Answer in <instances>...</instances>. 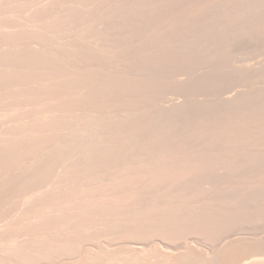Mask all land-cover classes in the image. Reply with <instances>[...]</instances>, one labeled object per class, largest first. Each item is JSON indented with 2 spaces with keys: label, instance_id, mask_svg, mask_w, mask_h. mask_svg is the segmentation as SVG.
Masks as SVG:
<instances>
[{
  "label": "rangeland",
  "instance_id": "rangeland-1",
  "mask_svg": "<svg viewBox=\"0 0 264 264\" xmlns=\"http://www.w3.org/2000/svg\"><path fill=\"white\" fill-rule=\"evenodd\" d=\"M38 1L34 0V2H33V0H22V1H19V0H16V1L15 0H0V9H1V11H0V27H1L0 28V35L3 33L1 36L4 37L8 33L7 36H5L3 40L0 39V45L5 42L4 40H7V39H9V40H7L8 42L6 41L7 44L9 42H11V43H9L10 45H7L5 42V44H2L3 45L2 47L0 46V58H1L0 65L2 64L0 66L2 68V70L0 69V71L4 74L3 75L1 73L2 75L0 76V82H3V80H5V81L8 80L7 79L8 77H10V79H12L13 73L15 74L17 72V70H18L17 73H19V76L17 74H15L17 76L14 75L15 76V77H13V79L15 78L14 81H12L13 79L9 80V81H11L10 83H11V85L13 84V86L10 87V84L8 83L9 84L8 85L6 83L9 81H6V82L4 81L3 82L4 84L0 83L1 85H3L2 87H4V85L5 86L7 85L6 88H3L4 91L2 90V87L0 85V87H1L0 88L1 89L0 98H2V96H3V95H1V93L4 95L6 93L5 96H7L6 97V98H8L7 100H11V102L13 101V104H11L10 101H9V103H7L8 102L7 100H4L2 98L4 100V101H2V99H0V102L1 103L3 102V104L7 101L6 102L8 104L7 106L10 107V108H8V107H6V105L3 106L2 104H0V107H1L0 108V114H2V116L0 115L2 117L0 119V123H1L0 124V129H1L0 134H3L4 132H8L9 131L8 128L11 129V126L13 128L10 130L11 132H13V131L15 132V130L19 126L21 127V128L19 127L20 130H22V127H25V128H23L24 131L26 128L29 129V127L32 130L31 131V130L26 129L25 136L26 135H28L29 137L31 136L30 138H28L29 139L28 142L25 141V140H28L27 138H24L23 136L20 137L21 139L22 138L25 139L23 141H25L27 144H24L25 142H22V140H20V139L19 140L21 142L18 141V139L16 140V142H14L15 145L18 147L20 146V145H18L19 143H23L22 145L26 146V149L21 145L19 148L17 147L18 148L16 150L17 152L14 153L16 146L11 145L12 150H13V151H11V154L13 152L15 155H17V156L19 155L20 159H22L21 155H23V157L25 158L24 160H26L27 159L26 157L29 156V154L31 153L29 156L30 158L28 157V159L29 160L31 159V160L28 161V159H27L28 162H25L22 159L25 163V164L24 163L22 164L23 161L22 160H21L22 162L19 161L20 160V159H18L19 156L16 160H14L16 158V157L15 158L13 157L14 154L9 155L11 158L13 157V159H11L10 157H9L10 158L9 159L7 156L6 159L8 158L9 160L8 159H7V161L5 159L4 160L2 159V160L6 161L5 163H8L7 165L10 164V167L21 166V167H19V169L21 168L22 171H23V169L25 170L29 167L27 170H25L26 172L24 171L25 173L30 172V174H31V172H34L37 169H38V171H40L41 168H42L41 169L42 171H40V172L43 173L42 174L38 171L36 173L34 172L35 174L32 177L30 174H29L30 175L29 176L28 174L25 175L24 172H21V174L23 173V176L24 175L25 176L23 178L19 174L20 176L18 175V177H21L20 181L22 178L26 179L28 177H32L30 179H34L35 175H38L40 173L41 174L39 176V177H41L40 179L38 176H37L38 178L35 177L37 184H38L37 187L40 189H42L43 186L49 187L50 182L52 181L53 178L59 179V171H61V169L57 170L58 169L57 167L62 168L64 166V164L67 163L65 165V167L62 168L63 172H60V180L55 179L57 182V185H56V182L54 179L52 181L54 183L53 185L51 182V185L53 186L51 188H53V189L55 188L53 191V194L54 193L56 194L59 191H61V189H63V187H64L65 192L68 191L67 190V188H68V182H67L68 175H67V178H66V176L65 177L62 176V174L65 175V173H67V172L64 173V170L65 171L66 170L72 171V169H73V171H74V169L76 170L77 165H75V164H79L78 167L81 166L80 163H82L81 162L82 160L84 161V164L82 163L83 167L82 166L81 167L85 168L84 172H86V174L88 175V172L90 173V171H88V170H90V166H91V164H93V162H94V165H97V164H101V165L103 164L104 165L106 163L104 165V166H106L105 169H107V167H109V168L113 167V165H111V167L107 166V165L114 164V161H116L115 165H119V166L122 165L123 166L126 163L125 166H127V164L130 162L129 163L130 166L129 165L128 166L129 167H131V166L135 167V166H138L137 163H139V160H140V162L145 163L146 165L148 162V166L149 165L152 166V164H153V166H156V164H158L156 167L162 168L165 166L167 168V164H165L166 160H167V163L169 164L168 167H170V165L172 164L173 167L176 168V166H178V164L181 162V160L184 159L182 161L185 163L182 162L183 164L182 163L179 164V166L176 168L177 170L175 172L178 173V171L180 170L179 168L181 167V170L179 171V173L183 172V174H186V175L182 174V176L180 177L179 173H178L179 176H178V174H174L177 177L172 175L173 177H170L169 180L166 179L165 183H161V182L159 183L158 181L154 182L155 180L153 181V179H150V178L149 179L152 181L149 182V180H147L148 177H146L144 179L141 178V179H143L141 181L142 185H144L145 179L147 182V183L145 182L146 185L148 184V186H150L152 183V185H151L152 187L150 186V188H149L147 186L146 187L147 189L145 188L144 191H141L142 193H144L148 190L147 191L148 193H145V195H144L140 192L142 194V196L146 197V195L148 194L147 196H149L150 198L152 196L153 199L154 198L159 199V197H161L160 196V194H161L162 197L166 196L165 198L163 197L164 200H166V201L167 200L168 201L174 200L175 201V199L176 200L178 199L177 202L181 201V200L183 201V199L184 200L187 199V200L191 201V202L188 201L189 203H185L187 205L190 204L189 206L193 205L191 203H192V200L195 198V200H197V202H198L197 204L198 205L200 204V206L197 205V206H192V207H198L197 209L202 210V213H204L206 210L205 209L206 206L204 207L205 204H203V205H201V204L204 203V201H205L206 205L209 202H211L212 199H210L211 198L210 195L212 193H210V191L213 192V187H214V192L216 189V191L218 193L219 189L221 190V188H222L224 192H222V190H221L220 191L221 194L218 193V195L219 194L220 195H224V194L226 195V193H227V194H230L229 197L225 198V195H224V197L223 196H217L218 197L217 199H216V197H214V198L219 203H221L220 201H222L221 204H223L225 209L228 208L226 206L231 207V208L229 207L230 210L233 211L231 213H235V214H231V216L233 215V218H236L235 219L236 222L232 218L231 222H228V224L230 225V223L234 222L232 224L233 226H231V227H233L235 229L238 227V229H237L238 231L232 229L230 226L225 227V229L223 228V231L225 230L227 233V231L232 230L236 234H239L241 230H242L241 233H243L246 230L245 232H247V231L250 232V233L247 232V234H249V235L253 234L252 236H255L258 234L259 236H261V235L264 236V186H263L264 184H262V183H264V181H263V179H264V0H118V1L117 0H115V1L114 0H112V1L108 0L110 3H108L107 0H105V2H104V0H101V1L100 0L99 1L98 0H91V1L90 0H88V1L87 0H84V1L83 0H78V1L77 0H69V2H67L68 0H55V1L54 0H42L40 2H38ZM119 1H121V3ZM35 2L38 4H35ZM85 2H86V4H85ZM92 2H95V3L92 4ZM5 3L8 4L9 6H7ZM23 3H25V4H23ZM57 3H59V4L62 3L63 5L62 4L59 5ZM116 3L118 4V6ZM105 4H107V5H105ZM4 5H6V6H4ZM56 5H57V7H56ZM89 5H91V6L87 7ZM16 6H18V7H16ZM114 6L116 9L114 8ZM54 7H56V8H54ZM76 7H77V9H76ZM100 8H102L103 10ZM106 8H107V10H106ZM18 9L22 13L19 12ZM28 9H29V11H28ZM49 9H50V11H49ZM62 9L65 11H63ZM70 9H71V11H70ZM15 10L18 13L15 12ZM44 10L46 12H44ZM57 10H59V11H57ZM66 10H67V12H66ZM8 11H9V13H7ZM32 11H33V13H32ZM37 11H40V12H37ZM41 11H43L42 12L43 15H45L46 13H47V15L43 16L41 14ZM88 13H90V14H88ZM28 14L30 15L31 19H32L34 14H35L34 17L38 16L37 19L35 18L37 22L33 21L34 18L31 21ZM16 15H18V16L16 17ZM3 16H5V17H3ZM42 16H43V18H42ZM75 16L77 18H75ZM92 16H94V17H92ZM95 16H96V18H95ZM21 17H22V19H21ZM71 17H73V19ZM1 19H3V20H1ZM19 19H21V20H19ZM23 19H25L24 20L25 22L22 21ZM26 19H27V21H26ZM43 19H45L46 21ZM77 19H78V21H76ZM10 20H13V21H10ZM7 21L9 22V27L7 25L8 24ZM28 21H30L32 24L30 22L28 23ZM40 21H41V24L43 22L42 25H37L40 28L37 27L36 25H34L36 23L39 24ZM92 21H94V22H92ZM3 22H5V23L3 24ZM14 22H15V24H14ZM51 22H52V24H51ZM76 22H78V23H76ZM79 22H80V24H79ZM91 22H92V24H91ZM60 23H61V25H59ZM62 23H63V25H62ZM82 23H84L82 25L83 27H84L85 23L92 26V27H86V25H85L86 28H91V29H87V33L89 31V33H88L89 35L86 34L88 36V38H90V39L86 40L87 36L84 33L86 31V29L83 30V28L80 26ZM1 24H3V26L5 28ZM29 24H30V26H29ZM49 24H50V26H49ZM10 25L12 26V29H10L11 28ZM26 25L31 27L30 30L28 29L29 27H27ZM33 25L36 26L37 28L36 27L34 28ZM23 26H25L24 27L25 29L22 28ZM41 26H43V29L46 28L48 30H46V29L43 30ZM47 26L49 28H47ZM75 26H77L78 28ZM13 27L15 29H13ZM17 27H19L20 29ZM62 27H64V28H62ZM73 27L75 28L76 32H75ZM32 28L34 31L36 29H39V30H36L34 32L32 30ZM79 28L82 29L84 37L82 36L81 30H80L81 34L79 33L80 32L78 30ZM59 29H61V30L59 31ZM9 30L11 31V34H12L11 36H13V34L16 35L15 37L14 36L10 37L13 40L9 38V33H10ZM24 30H26V31H24ZM68 30H70L69 32H71V33H69ZM27 31L30 33H26ZM37 31H39L38 34H37ZM49 31H50V33H49ZM54 31H56V32H54ZM24 32H25V34H24ZM40 32H42V34H41L42 36L39 35ZM63 32H64V34H63ZM66 32H67V35H66ZM72 32H73V34H72ZM34 33H36L39 36H36V34H34ZM17 34H18V37H17ZM22 34L23 35L28 34L29 35L28 39H26L27 38L26 36L22 37L23 36ZM32 34H34V35H32ZM46 35L49 37V39ZM52 35H53V37H52ZM65 35H66V38H65ZM80 35L82 36V38H85L86 42L82 41L84 39H82L80 37ZM1 36H0V38H3ZM19 36H21L22 38ZM6 37H8V38L6 39ZM16 37L19 38V41L16 40ZM35 37H37V39H38V37H40L39 38L40 41L36 42V44H40V42H41L43 45H46L47 50L43 49V48H45V46L44 47L41 46L42 44L35 46V40H37ZM77 37H80V40ZM14 39L16 40V42H15L16 44L14 43L16 46H13L14 45L13 41H15ZM1 40L4 42H2ZM10 40H12V41H10ZM25 40H28V41L30 40V42H32V43H30V42L28 43V41H25ZM78 40L85 43V44L79 42ZM88 40L89 41L91 40V41L89 42ZM23 41L29 47H27L26 44L24 45ZM44 41L46 42L45 44H44ZM20 42L23 44V45L21 44V46H23L24 49L20 48ZM88 42H89V44L87 45L86 43H88ZM49 43H51V44H49ZM17 44H19L18 49L15 48V47H17ZM95 44H97V45H95ZM80 45H84V46H82V48L85 47V45H86V48H87V49H85L86 51L84 49L81 50ZM89 45L91 48L87 47ZM4 46H6V47H4ZM30 46L33 48H31ZM47 46H48V48H47ZM26 47L29 48L28 49L29 51L25 52ZM10 48L14 49V50L17 49V52H15L14 50H9V52L12 51L11 53L8 52L9 55L14 52L15 53V54L13 53L14 56H13V54L10 56L8 54H5V53H7L6 52L7 49H10ZM38 48H40V49H38ZM50 48L51 49L57 48V50H56V52L58 51L57 54L59 53L61 55V58L58 59L60 57V55L58 56V55H56V53H52L53 56L56 57V59H54L53 62L59 64V60L61 63V61L64 59L62 61V62H64V64H62V63L59 64L60 68L58 65H55V63L52 64V59L54 57H51L52 56L51 52H55V49L53 51H50ZM77 48H79L78 50L79 51L81 50V51L79 52L77 50ZM35 49L38 50V52H36ZM18 50L20 51V53L18 52ZM22 50H24V51H22ZM40 50H42V51L45 50V51H43V53H42ZM30 51H33L36 53L33 54V52L31 53ZM39 51H40V53H39ZM46 51L47 52L49 51V52L47 53ZM82 51H83V53H82ZM93 51H94V53H93ZM45 52L47 53V57H46V55L44 56ZM78 52H79V54H78ZM17 53H19V54L23 53L22 54L23 56L25 53H27V54L31 53L32 56L34 55L33 57L30 55L32 57L31 59H33L35 57V54H37V57H39V58L44 56V58H43L44 61L42 62V59H41V62H40V60L38 58H36L37 60L34 58L35 63H33V65H32V61L30 60L29 55L26 54L27 56L25 55L24 57L25 58L27 57V58L25 59L24 57H22V55L18 54V56H16ZM38 53H39V55H38ZM84 54L86 56H84ZM6 55L9 56V57H7L8 60H9V58L11 59V57H13L12 60H10L11 62H7V60L5 59ZM49 55H50V57L48 58ZM93 55H94V57H93ZM15 56L17 57V60L14 59V58H16ZM20 56L24 59L25 62L24 61L23 62L25 64L30 63V61H31V63L28 64L29 66L31 65L30 67L29 66L24 67V68H27V70L23 69V68H20L21 70L23 69L22 71L19 70L18 66L21 65L20 67H23L22 64H24L23 62H21L22 64L20 63V61L22 59V58L20 59ZM50 58H51V63H50ZM85 58H87V60ZM46 60L48 61V63L46 62ZM56 60H58V61H56ZM1 61H3L4 64L1 63ZM13 62H15V63L18 62V63L16 65ZM85 62H87V63H85ZM6 63H9V64L12 63V66L11 65L9 66V64H7V66L5 67ZM35 65H37L39 67L42 65L43 69H42V67H40V69L37 67V72H36V70H34L36 68ZM44 65H46L45 66L46 68H44ZM33 66H35V67L33 68ZM54 66H55V69H53ZM56 66L59 68V70H57V71L59 72L58 76L60 78L57 76L58 79H56L57 78L56 77V75H57L56 74V72H57ZM3 67H5V68H3ZM49 67H51V68L48 70ZM61 67H63V68H61ZM13 68H15V70L17 68L18 69L15 71V70H13ZM29 68H31L30 71L34 70L33 73H31V75L29 72ZM79 68L85 70V73L88 76L90 73H92V77L86 76L88 78V81H89L88 84L89 85L86 84V82L84 81L83 76H82L83 86L85 88V91L82 94H81V92H80V94H78L79 93L78 90H76L77 93H76V91H73L74 89H79L77 87H79V85L81 83L80 81H82V79H79V78L77 79V76H80V78H81V74L78 75L77 73L84 72L82 70L80 71ZM6 69H8V70H6ZM51 69L53 71H55V73L53 72L54 75L51 74L52 73ZM62 69H64V70L62 71ZM40 70H43L46 75H47V73H49L48 71H51V72H50V75L48 77H45L44 76L45 74L43 71H41L42 73L38 72ZM45 70L46 71L48 70V71L46 72ZM19 71H21V73L23 74L22 76H26V75L28 77L31 76V78L29 77V80L33 78V82L31 80L30 81L34 84L28 82V79H26L25 77L22 78ZM60 71H62L63 73L64 72H66V73L63 74ZM11 72H12V75L9 76L8 74H11ZM68 72H70V73L68 74ZM36 73H38V74L40 73L41 75L43 74V76L40 77ZM71 73L74 75L76 74L75 79L73 78L74 75H72ZM5 74H7L8 76L6 75L7 76L6 77ZM33 74L38 75V78L36 75L34 76ZM65 74L69 75L66 78L67 81L65 80V77L67 76V75L65 76ZM51 75H52V77H51ZM53 76L56 77L55 78L56 80L54 79ZM61 76H65V77H63L64 79ZM18 77H20L19 78L20 80L23 79L25 81H23V80L19 81ZM49 77H51L50 80H48ZM70 77L73 79H71ZM45 78H47V79L45 80ZM90 78L91 79L93 78L92 81L90 80ZM37 79H39V80L42 79L41 81L43 82V84H42V82L39 83L40 81L38 80L39 81L38 82ZM51 79L55 80L58 85H59V83L61 84V86L59 85L60 87H58L59 91L57 90V87H56L58 85L54 81L50 82ZM69 79L71 80L72 83L70 82ZM16 80H18V81H16ZM72 80H77V81L79 80V81L75 82ZM44 81L45 82L49 81L50 84H49V82L45 83ZM58 81H59V83H58ZM65 81H66V83L62 84ZM13 82H15V83H13ZM17 82H21V84L17 83ZM24 82L25 83L28 82V84L30 83L29 86L27 84H25L27 86L26 89H28V91L30 93H28V91L25 89L26 86L23 85ZM36 82H37V85H36ZM53 82L55 83V85ZM14 84H16L17 88L14 86ZM45 84H48V85H45ZM73 84H79V85H74L75 86V88H74ZM51 85L55 86V88L51 87ZM62 85H63V88H64V86H66L67 88L66 89L64 88V90H63ZM18 86L20 88L25 89L26 91L23 89H21V91H19L20 89H18ZM30 86H35V87L38 86L40 89H42L44 86H47L48 88L47 87L43 88L45 90V93H46L45 94L44 90H40V92H39L38 88H36L37 89L36 90L35 87H33L34 88L33 89ZM94 86H95V88H93ZM101 86H102V88L100 90ZM12 87H15V89L16 90L18 89V90L15 91V89ZM28 87L30 89L32 88L33 91L30 90ZM49 87H51L53 90H51V88H49ZM68 87H70V88H68ZM71 87H72V90H71ZM7 88H9V89H7ZM60 88H62V89H60ZM10 89H12V90L14 89L15 93H13L12 90H10ZM48 89H49V92L54 91V93H60V95L62 97H63V95L61 93H63V94L65 93L66 95L69 93H70V95H71V93L72 94L74 93L76 95V97L73 94V95H71L70 98H71V100L75 98V100H73V101H75L76 103L73 101L70 102V98H68L70 95L69 96L67 95V98L65 100L64 99L61 100V97H59L60 95L57 96L53 92L52 93L50 92L51 95L53 94V96H55V95L57 96V100H56V96H55V100H53L54 99L53 96H50V94H48L49 93L47 91ZM92 89L98 90L99 93H96L97 91L95 92V90H93V92H92ZM7 90H10L11 94L13 93L12 94L13 96H11L10 92ZM66 90H68V91H66ZM31 91H32V93H31ZM8 92H9V94H8ZM34 92H35V95L33 94ZM94 92H95V94H98V95H93ZM21 93H23L24 95ZM26 93H27V95L25 97ZM36 93L41 94V95H39L40 96L39 98H38V94H36ZM14 94H17V97L18 98L21 97V99L24 96L23 98H25V100H27L28 97H29L28 99H31L32 95H33L34 99L37 96L36 98L39 102L34 100L33 98H32L33 100H28V102L30 101V103L32 105L33 104L35 105V107H36L35 108V107H32L31 104L29 105V103L27 101L24 102L23 99L20 100V99L16 98V96ZM20 95H22V96H20ZM78 95H79V97H78ZM9 96L11 97V99ZM14 96H15V98H13ZM42 96L43 97L46 96V98H43ZM48 96H49L48 99L52 98V100H51L52 104H53V102H55L54 104H56V105L58 103L60 104L59 100H61V102H63V104L61 103L60 106L62 105V107H64L63 106V105H65L64 103H66V105H68L67 103L70 102L69 106L65 105L66 107L62 108L58 104V107L60 109L62 108V112H59L60 111L59 108H57L54 104L51 105L50 100L47 99ZM235 96H237V97H235ZM65 97H63V98H65ZM79 98H82L83 100L79 99ZM227 98L228 99L232 98V100L229 99L230 100L229 101ZM14 99H16V100H14ZM39 99H42L44 101L46 99V101H49L51 106L48 107L49 103L47 104L46 101L44 102V101H41ZM78 100H79L80 104L83 105L82 109H81L82 105H80V107H78L79 106V104H77V103H79V102H77ZM16 101L20 102V103H18V105H17ZM31 101H33V102H31ZM34 101L37 102L36 103L37 105L41 101L40 104H41L42 108H44V109L38 108V106L39 107H41V106L40 105L36 106ZM223 101H224V103H223ZM236 101H238V103ZM14 102H16V103H14ZM26 102L28 104H26ZM23 103H25L27 106ZM42 103L46 104L45 107L47 109H49L48 112L51 111V113H52L55 110V108H57L59 110V111L56 110L57 111L56 114L58 116H56L55 113L54 114L47 113L46 115L45 114L43 115L42 113H46L47 111H46L45 107H43ZM71 103H73L72 108H75L77 106V108H76L77 110H75V109L70 110V111L68 110V107L72 106ZM74 103L76 104L75 107H74ZM173 103L174 104L177 103L176 104L177 106L176 107L173 106L174 105ZM235 103H237V104H235ZM9 104L13 105L14 107H15V105H17V106L21 105V106H23L21 108H23V109L25 108V110L17 108V106L14 109ZM169 104H171V105L173 104L172 105L173 108ZM239 104H241L242 107ZM223 105L224 106L228 105V107L225 106L226 110L224 109V107H222ZM229 105H231V106H229ZM232 105H234V106L237 105L238 107L237 106H236L237 108L234 106L232 107ZM52 106H53V108L51 109ZM162 106H163V108H162ZM168 106L171 107L170 108V110L172 109L171 111L167 109ZM28 107H29V109H28ZM31 107H32V109L35 108V110H33V112H36L39 115L41 114L42 116L41 115L39 116L36 113L31 114V112H29V111H31ZM165 107L169 112L167 110H165ZM2 108H3V110H2ZM72 108H70V109H72ZM240 108H242V109H240ZM5 109H6V111L10 110L12 113H8V112L6 113ZM16 109H18V110L16 111ZM26 109H28L29 111L27 112ZM36 109H38V110H36ZM39 109H40V112H37V111H39ZM78 109H80V110H78ZM227 109H229V110H227ZM1 110L5 111V115H4V112H2ZM13 110H14V113H15V111L18 113L14 114ZM21 110L26 111V113H28L27 115H31L32 118L29 116L28 117H29V120L31 118L32 121H33V118H35L34 114H36V118L34 120L36 121V119L39 120L41 118V120H39L41 124L43 121L45 122V120L47 121V119H51L48 121V122H50L49 124H47L48 122H45L50 127L48 126V128L46 127L47 128L46 129L45 123H44V124H42L44 126V128L42 126V129H41V127H40L41 125L38 121H36V122L30 121L29 122L28 117H26V115H25V112H23ZM230 110H233V112ZM72 111H74V113ZM63 112H67V114H68V112H70V113L68 115L66 114V117L63 118L64 117L63 115H65V113H63ZM20 113H21V115H20ZM22 113H24V114H22ZM71 113H73V114L71 116H69ZM169 113H172V114H169ZM8 114H11V115L13 114L12 117H14V115H17V114L20 115L21 118L18 115L16 116V117H18L17 119H16V117H14V118L16 119V121H18V119L20 118L21 119V120L19 119L20 124L24 122L23 125L21 124L22 125L21 126L20 124H18L19 121L16 123L14 118H13L14 120L12 119V121L14 124H17L18 126L16 125L17 126L16 127L12 122L10 123L9 121L11 120V118H10L11 115H8ZM80 114H81V116H80ZM105 114H109V115H105ZM51 115H53V117ZM7 116H8V119H10V120L7 119ZM48 116H50L52 118H49ZM84 116H86V117L84 118ZM105 116H107V118H108V116H112L113 122L109 121L110 124L108 121L106 122L107 118ZM45 117H46V119L44 120ZM54 117L55 118L60 117L61 119L63 118L64 120H61L60 118H58L56 121H58L60 119L59 120L60 122L58 121V123H55L56 121H55V119H53ZM3 118H6V119L4 120ZM104 118H106V119H104ZM22 119H25V120L22 122ZM26 119H27V123H29V124L33 123L32 124L33 126L29 125V124L26 125L27 124ZM68 119H71V120H68ZM79 119L82 120V122H79ZM53 120L55 121L54 122L55 124L52 122ZM65 120L67 123L65 122ZM225 120H226V122H225ZM3 121H6V123L9 122L10 124L7 123L8 125H6V123H3ZM68 121H69V123H68ZM84 121H85V123H84ZM87 121L89 124L88 123L86 124ZM212 121H214V122L216 121L217 124H220L221 126L220 125L218 126L217 124H215L216 122L211 123ZM220 121L221 122L224 121V122L219 123ZM83 123L85 124L84 125L85 129L87 128V127H85L86 125L87 126L92 125L93 126L91 128L92 131L86 132L88 130H84V128L82 126ZM208 123H211L212 125L208 124ZM35 124H37V126H38L37 129L40 128L39 130H36ZM61 124H62V126H59ZM66 124H69L68 127L66 126ZM107 124H108V126H107ZM206 124L208 126H211V128L210 127L208 128V126ZM9 125H11V126H9ZM24 125H26V126H24ZM63 125H64V127H63ZM106 126H107V128H106ZM215 126H217L216 129H215ZM14 127H16V129ZM52 127H54V129ZM62 127H63V130H62L63 132L61 131ZM80 127L83 129V130L81 129L82 131L79 129ZM219 127H221V128H219ZM49 128H51L52 130H54L57 133L56 136H55L54 131H51ZM59 128H61V129H59ZM206 128L208 130H206ZM213 129H215L214 131L216 133H214ZM219 129H222L223 132ZM33 130L37 131V132H34ZM43 130H45V131H43ZM225 130H226V132H225ZM18 131L19 130L17 129L16 132H18ZM24 131L23 132L19 131V133L22 132L24 135ZM28 131H30V133H28ZM41 131H43V132L41 133ZM58 131L61 134L58 133ZM78 131L79 132L81 131L82 134H80ZM83 131H85V133ZM208 131H210V132L208 133ZM45 132H47V134L44 135L45 137L42 135V137H43V139H42L40 133L43 134ZM52 132H53V135L55 137L52 136V134H51ZM22 133H20V134H22ZM37 133L39 135V138H38ZM48 133H50V135H48ZM87 133H89V135L91 133L93 134V135L91 134L92 136L89 138V140H88ZM30 134H33V135H30ZM78 134H79V136H78ZM85 134H86L87 138L83 137V136H85ZM214 134L215 135L219 134L218 136L217 135L214 136L215 138H217L219 140L212 137ZM46 135H48V137L49 136L50 137L48 138V137H46ZM57 135H58V137H57ZM209 135L210 136L212 135L211 136L212 139ZM36 136L38 139H40L39 142L42 139V141L44 142V143H42V145H41V143L39 144V142H37L39 145L37 143L35 144L33 142L34 140H35V142L38 141ZM51 137H53V138H51ZM78 137L79 138L83 137V139H86L87 142H89L93 139V142L91 141L92 144L90 146L86 147L90 151L84 150V147L82 145L83 143L81 144L83 139H81V140L79 139L80 140V144H79V141H77ZM46 138H47V141H45ZM209 138L212 140L213 143H208V142H211V141H209ZM30 139H31V141L33 140L32 142L35 145L39 146V148H37V146H35V145H32V142H30ZM48 139L50 142H48ZM52 139H53V141H54V139H56V140L54 142H52ZM30 143H31V145H30ZM50 143H52V144L54 143L55 145L53 146ZM219 143L220 144L223 143V144L220 145ZM48 144L51 147L53 146L52 147L53 149H50ZM212 144H214V145H212ZM209 145H211L212 147L210 146L211 147L210 148ZM27 146H28V148L30 147L31 150L34 149L33 151L35 152V157L33 155L34 152H31V150H27L28 149ZM45 146H48V147L45 148ZM216 146L217 147L219 146V148H217ZM22 147H23L24 151L20 150V148H22ZM43 147L45 148V150L43 149ZM56 147H58L59 150L58 149L56 150L55 149ZM214 148L217 150V151H215L217 154L216 157H218L219 159L221 158L220 160L215 158L218 160L217 164L220 162L218 164L219 166L216 169L217 170L216 172L220 171L219 173H222V174L217 173L218 176L214 175L213 179L215 178L216 182L214 184H216V185L212 186L210 184L211 180L209 179L210 178L208 176L209 174L207 173L208 170L205 169V172H204L202 170V168L204 166H206L205 168H208V166H207L208 160L206 158V154H207V151L209 149L214 150ZM40 149H41V151L43 150V152L46 154L50 155L52 153L51 158L48 157L49 155L47 156V158L48 159L54 158V159L53 160H46V158H44L45 160L44 159L42 160L41 154L43 157H45L46 154L42 153L41 151L39 152L38 150H40ZM48 149H50L49 151L51 153L47 152ZM54 149H55V151H54ZM7 150H11V149H7ZM18 150H20V151H18ZM25 150H27V151H25ZM62 150H64V153L61 152ZM71 150H72V152H71ZM75 150H77V151H75ZM81 150L85 151L86 153L81 151ZM92 150H94L95 152ZM97 150H99L103 154H101V153H100L101 155L98 154ZM104 150H107V152L106 151L105 152L107 153V155L111 156L110 158H108L109 156L107 157L105 152H103ZM108 150H109V152H108ZM202 150H204L205 154H204V152H202ZM205 150H207V151H205ZM223 150H224V152H223ZM21 151L23 153L24 152L25 153L22 154ZM29 151H30V153H29ZM53 151L57 154H54ZM56 151H58V152H56ZM68 151H69V153H67ZM78 151L81 152V154L79 152L80 159H79L78 155H76L78 153ZM200 151H201V153H200ZM18 152H19V154H18ZM36 152L37 153L39 152L40 156ZM114 152H115V154H114ZM157 152H158V156L156 155ZM197 152H198V154H197ZM88 153H90V154L88 155ZM93 153L97 156L93 155ZM192 153L196 154L197 157L194 156V154H192ZM219 153H223V154L220 155ZM64 154L66 155V158H68L67 155L69 156V154H70V157H69L70 159L71 158L73 159V156L76 155V158H74V159H76L77 163H76V161H75V163H73L74 159L70 160L68 158L67 160H69L71 163V164H68L69 161L64 159L65 158V156H63ZM72 154H74V155L71 157ZM82 154H84L86 156L88 155V156H90V158L91 157L94 158V156L96 157V159L99 157L100 158L97 160L95 159L96 161L91 158V160L89 162V160L86 158V156H82ZM131 154H132V156H131ZM138 154L139 155L141 154L140 157L142 156V158H144L143 159L144 162H143L142 158L140 159ZM159 154H160V156H162L161 158H160ZM179 154H181L182 156L181 155L179 156ZM200 154L203 156H201V157L199 156V158H198V155H200ZM234 154H236V155L234 156ZM52 155H54V156H52ZM91 155H93V156H91ZM112 155H114V156L118 155L119 160L115 159L118 157L114 158ZM128 155L131 157H129ZM163 155L164 156L167 155L168 157L167 156L163 157ZM241 155H243V156H241ZM61 156H63L64 158ZM101 156L102 157L104 156V160H102L103 158ZM122 156L124 157L123 159L121 158ZM133 156H135V157L133 158ZM146 156L151 160L149 161V159H147ZM152 156H155L158 158H155V157L152 158ZM191 156H192V158H191ZM232 156H234V157H232ZM32 157L34 160L33 163L35 162L34 164L32 163ZM39 157H40V160L37 161V159H39ZM81 157L83 158L82 160H81ZM127 157H129V158H127ZM137 157H139V158L136 159V161H137V163H136L133 160H135V158H137ZM184 157L185 158L190 157V159L186 158L187 159L186 160ZM61 158H63V160H60ZM84 158H85V160H84ZM105 158L110 159L108 161H111V162H108V164H107V162L104 163V161H106ZM125 158L129 161H127ZM197 158H198L199 163L196 160ZM201 158L204 161V164L202 163V165H201V161H202ZM203 158H205V159H203ZM86 159H87V161H86ZM124 159L126 160V162L124 161ZM159 159H161V161ZM163 159H165V160H163ZM174 159H175V161L176 160L177 161L175 162ZM191 159H195L196 161L194 162V160L192 161ZM235 159H236V161H235ZM2 160H1V162H2ZM10 160H14L16 162L13 161L14 164H12V162ZM145 160H147V161H145ZM152 160H154V161H152ZM155 160L158 162H156ZM168 160H170V161H168ZM178 160L180 162H178ZM221 160H224V161H221ZM17 161L19 162V165L18 164L15 165V163H17ZM64 161H65V163H64ZM97 161H98V163H97ZM187 161H188V163H190V165H192V167L188 166L189 164L187 163ZM1 162H0V165H1ZM134 162L136 165L134 164ZM191 162L194 165L199 164L198 167L194 166ZM221 162L224 163L225 165L228 164V166H226V169L224 168L225 167L224 164L220 167V165L222 164ZM5 163H3V164H5ZM20 163H21V165H20ZM26 163H28L27 164L28 167L26 166ZM88 163H91V164H88ZM120 163H122V164H120ZM149 163H151V164H149ZM161 163H162V165H160ZM175 163H176V165H175ZM239 163H240V165H239ZM184 164H188V165H184ZM245 164H246L247 168L250 165L248 169L246 168ZM7 165L5 164V166H7ZM22 165L26 166V168L23 167ZM30 165L37 166V167H33ZM43 165H45L46 167H49V166L50 167L45 169L46 167H42ZM67 165H68V168H70L69 166H71V165H75L76 167L74 168V166H73L72 169L71 168L68 169L66 167ZM84 165L88 166V167H85ZM92 166H91V169L93 168ZM102 166H101V168L97 167V169H99V168L104 169V166L103 167ZM185 166H186V168H185ZM229 166L230 167L232 166L231 167L232 170L230 169ZM31 167H33V170ZM199 167L201 168V171H199L200 170ZM30 168H31V170H30ZM35 168H37V169H35ZM50 168L51 169L54 168V169H52V171H51ZM80 168H77L78 170H76V172L81 171V170L83 171V169H80ZM86 168H88L87 171H86ZM188 168H189V170H187ZM193 168H195V169H193ZM220 168H223V170H221ZM227 168H228V170H227ZM244 168H246V169H244ZM183 169H185L186 171L184 172ZM190 169H192V170H190ZM94 170H95V168H94ZM229 170H230V172L227 173V171H229ZM43 171H45V172L48 171L47 172L48 174L44 175L45 173ZM53 171H55V173L58 172L57 175L54 173L52 174ZM73 171L70 172V174H69V178H71L70 175L72 173V176H73L71 178L72 180L70 179L72 182L68 179L72 185L75 186V184H76L77 187H82V186H84L82 184L90 182V181L84 182L80 178L81 175L79 173L75 174V172H73ZM189 171H191V172H189ZM192 171H194V172L192 173ZM224 171H225V173H224ZM233 171H235L236 174L233 173ZM243 171H245V172H243ZM239 172H240V174H239ZM49 173H51L52 175ZM197 173L198 174L201 173L200 175H203V177L200 176L198 178L199 180L201 178L204 179V180L203 179L200 180L201 181L200 183L202 185L199 184V182H198L199 180L198 181L196 180L197 179L196 176L198 177ZM205 173L207 174V176H205V178H204ZM227 174H229L230 176H228ZM74 175H76V177H74ZM89 175L91 178V176L93 174L90 173ZM187 175H189L188 177L190 180L188 179ZM219 175H222V176L219 177ZM233 175H235L236 177L235 176L233 177ZM46 176H47V178H45ZM52 176H54V177L52 178ZM77 176L81 180L77 179ZM224 176L227 178H225ZM238 176L239 177L241 176V177L239 178ZM185 177H186V179H185ZM193 177L196 180L194 183L192 182V181H194ZM222 177H223L224 181H223ZM260 177H261V179H260ZM61 178H65V179H63L61 181ZM73 178H76L78 181L76 179L74 181ZM176 178L179 180H177ZM234 178H235V180H234ZM237 178L242 179L243 181L242 180L240 181ZM35 179H34V182H35ZM206 179H208V180H206ZM49 180H50V182H49ZM174 180H177L175 182V184L173 183ZM219 180H222L223 183ZM244 180L246 182L245 184L243 183ZM47 181L49 183H47ZM59 181H61V182L65 181L67 183V186L65 185L66 189H65V186L63 185L65 182L62 183V186L60 188L61 183H59ZM76 181L78 184L75 183ZM169 181H171L172 184ZM205 181H207L208 183L207 182L205 183ZM228 181H229V184H230V181H232L230 185L233 186L234 194L232 193L233 191L230 190V189H232L231 188L232 186L228 187L230 185H226L228 183ZM233 181H235V182H233ZM238 181H240L239 185H238ZM82 182H84V183H82ZM157 182H158V185H160V187L163 184L166 185L167 182H169V185H166V187L163 185L162 188H159V186L157 185ZM213 182H214V180H213ZM217 182L218 183L220 182L219 183L220 186H217V184H218ZM224 182H226V183H224ZM39 183H40V185H39ZM79 183L81 184V186H79L80 185ZM130 183H132V182H130ZM135 183L133 182L132 184L134 185ZM188 183H191L192 185H190V184L188 185ZM241 183H243V184H241ZM47 184H49V185H47ZM127 184H128V182H127ZM195 184H198V185L196 186ZM203 184H205V185H203ZM223 184L226 185L225 188L222 187ZM255 184H257V185H255ZM258 184L259 185L261 184L262 188ZM54 185H55V187H54ZM146 185H144V186H146ZM207 185H208V188H207ZM56 186H59V189H57L58 187H56ZM74 186L71 187V185H70L72 191H73ZM135 186H136V184H135ZM238 186H239V188H237ZM70 187H69V189H70ZM77 187L74 189V190H76L74 195H72L74 191L72 192L71 189L69 191H71L72 194H70L71 192L70 193L68 192L69 195H67V192H66V194L64 192L58 193V194L61 196L62 200H65L64 197H66V196L69 198H72V196H75L77 194ZM127 187H128V185L124 186L123 191L124 190L125 191L123 193L127 192L126 190L128 189L129 194H132V192H133L132 189H131L132 192H130L131 186L129 188H127ZM170 187L171 188L173 187L175 191L172 190L173 188L171 189ZM188 187L193 188V192H192V189L190 188L191 189L190 190ZM216 187L218 188V190ZM244 187L245 188L247 187V189H245ZM151 188H153V190ZM200 188L202 190L204 188L205 189L202 191ZM209 188H211V190H209ZM159 189H161V190L159 191ZM164 189H166V190H164ZM228 189H229V192H228ZM49 190H50V187H49ZM55 190H58V192ZM225 190H226V193H225ZM50 191H52V189ZM50 191H48V192H50ZM153 191H155L157 194H155ZM161 191L165 192L164 195ZM166 191H167V193H166ZM178 191H180V192H178ZM208 191H209V193H208ZM244 191L246 192V194ZM176 192H178V194H180L181 197L179 196V198H178V194H176ZM169 193H172V194L174 193L175 196H174V194L172 196ZM204 193H207V195L209 194L207 199H204L207 196ZM217 193L214 194V196H216ZM258 193H260V194H258ZM53 194H51V196ZM55 194H54V197L56 198V196L58 194L56 196H55ZM61 194L64 195V197H62ZM129 194H127V195L131 196ZM152 194H155V195H152ZM166 194H168V195H166ZM182 194H183V196L185 195V198L187 196L188 197L186 199L182 198ZM235 194H237V195H235ZM257 194H258V197H256L257 199L256 198L254 199V195L256 196ZM70 195H72V196L70 197ZM156 195H159V196L156 197ZM169 195L172 196L171 199L169 198ZM200 195L203 197V199L201 198ZM259 195H260V197H259ZM60 196L57 199L60 200L61 199ZM121 196H124V195L121 194ZM132 196H133V194H132ZM190 196H192L193 199H191ZM196 196H198V197H196ZM54 197H52V198H54ZM167 197L169 199H166ZM173 197H175V198H173ZM44 198H45V196H44ZM69 198L68 199L66 198L65 201H71ZM147 198L148 197H146V199ZM199 198H201V199H199ZM220 198L221 199L223 198V199L221 200ZM57 199H54L55 203L51 202L54 204V206L58 205L59 201ZM208 199H210V200H208ZM218 199H220V200H218ZM195 200H193V203L196 204ZM223 200H225V201H223ZM256 201L257 202L259 201V204ZM43 202H45V200ZM62 202H64V201H62ZM200 202H202V203H200ZM228 202L230 205L228 204ZM22 204H24V205L28 204L27 207H29V201L27 199ZM24 205H21V206L18 205L19 206L18 208L20 209V207H21V210H22V207ZM208 205H207V207H208ZM200 207H202V208H200ZM227 210L230 212L229 209H227ZM237 217H238V219H237ZM248 220L250 222H248ZM245 223H246V225L244 226ZM234 224H235V226H234ZM247 224H249V225H247ZM240 226H242V227H240ZM249 226H250V228H249ZM247 227H248V229H247ZM251 227H253V228H251ZM98 231H96L94 233L95 235L92 234L94 239L97 237L96 239L98 241H95L96 243L98 242L97 245L91 239L92 235L89 236L90 238H88V240H90V241L92 240L91 242H93V244L86 242L90 246L92 245L93 248H96V246H100V245L103 246L104 244H106V242H107L108 246H110L109 244L112 243L111 247H115L116 245H119V244L114 243L115 241H113V240H115V238H116V243H118V241H120L121 239L125 240L124 237H120V238L118 237L119 238L118 239L117 237H112V235H110V237H109V235L102 236V233L100 231H99V234L101 233L100 234L101 237H99L100 235L97 233ZM195 231H196V229L188 231L187 233L190 235H188L187 233H186L187 235L186 234H181V235L178 234V236L175 233L173 236H172V233H169V234H171L170 236L163 235L162 236L163 240L166 239L167 241L169 240V242H167V241L162 242V239H159L161 236H157V237H159V238H157L159 240H157L155 237L152 239H149L147 237H143L144 238L143 240H146V238H147V240L149 239L148 241H145V242L142 240V238L140 239L139 237L137 238L138 240L136 238L135 239L134 238H131V239L126 238V240L127 239L130 241L135 240L134 242H136V240L138 242L141 241L140 243L143 244L144 246L147 245L146 247H149V245L151 247V243H153V242L154 243L157 242L155 244H160L162 246L164 244H166V245H164V248H166L167 250H170V251H174V252H180L184 249V247L186 245H191L193 243L192 245H194L196 247H202L203 248L205 246L203 249L204 250L206 249L208 252L209 251L211 252V249L212 250L214 249L213 251H215L219 248L220 245H218V243L219 244L225 243L224 241L228 237L225 232H224L225 233V235H224L222 230H221L222 232L220 231V235H219V233L215 234L216 237H214V240L212 239V237H210L212 242H214L215 239L217 240V238L220 237L219 240H221V241H219V242L215 241L217 243L214 242L217 245L216 246L212 242L210 244L209 241H211V240L208 237L210 235H207V234L203 233L204 231L198 229L197 233H200L199 234L200 236H199L198 234H196ZM201 231L203 234H201ZM194 232L196 235H194ZM237 232H239V233H237ZM191 233L194 235V237L191 235ZM230 233H232V232H230ZM217 234H218V237H217ZM202 235H204L206 240L209 239L207 241L208 243L206 242V240H204V237ZM94 236H96V237H94ZM164 236L165 237L167 236V238H165ZM174 236L177 239L178 238L179 239L177 240ZM186 236H187V238H186ZM225 236H227V237L225 238ZM229 236H230V234H229ZM103 237H104V239L106 238V241L103 239ZM201 237H203V238H201ZM221 237L223 239H221ZM180 238L182 241L184 239L185 242L184 241L182 242L180 240ZM107 240H110L109 241L110 243ZM174 240H176L175 241L176 243L174 242ZM203 240L205 241V243L207 245L201 246V245L205 244ZM99 241L101 242V244L99 243ZM170 241L172 242V244ZM102 242H103V244H102ZM174 243H175V245H174ZM107 244L104 246H107ZM141 244H140V246H141ZM212 244H214V245H212ZM89 245H87V247H89ZM208 245H212L214 248L212 246L208 247ZM206 246L208 247V249ZM182 247H183V249H182ZM0 260H1V258H0ZM1 261H0L1 264L2 263L6 264V261H8L7 263L10 264V261L12 262L13 260L10 259V261H9V259H7V260L5 259V261L4 260H3V262H1ZM14 263H15V261H14ZM15 264H17V263H15Z\"/></svg>",
  "mask_w": 264,
  "mask_h": 264
},
{
  "label": "bare ground",
  "instance_id": "bare-ground-1",
  "mask_svg": "<svg viewBox=\"0 0 264 264\" xmlns=\"http://www.w3.org/2000/svg\"><path fill=\"white\" fill-rule=\"evenodd\" d=\"M16 1V0H15ZM19 1H22V0H19ZM36 1V0H35ZM38 1V0H37ZM40 1H42V0H39L38 2H40ZM55 1V0H54ZM78 1V0H77ZM84 1V0H83ZM88 1V0H87ZM91 1V0H90ZM99 1V0H98ZM101 1V0H100ZM108 1V0H107ZM112 1V0H111ZM115 1V0H114ZM118 1V0H117ZM33 2H34V0H33ZM32 2V3H33ZM59 2V1H58ZM67 2H69V0L67 1ZM71 2V1H70ZM74 2V1H73ZM80 2V1H79ZM104 2H105V0H104ZM120 3H121V1H119ZM3 3V2H2ZM82 3V2H81ZM91 3V2H90ZM93 3H95V2H92V4ZM108 3H110L109 1H108ZM113 3V2H112ZM6 4V3H5ZM10 4V3H9ZM18 4V3H17ZM23 4H25V3H23ZM35 4H38V3H36L35 2ZM42 4V3H41ZM40 4V5H41ZM53 4V3H52ZM57 4H59V3H57ZM60 4H62V3H60ZM59 4V5H60ZM66 4V3H65ZM85 4H86V2H85ZM103 4V3H102ZM117 4V3H116ZM115 4V5H116ZM3 5V4H2ZM7 6H9L8 4H6ZM6 5H4V6H6ZM12 5V4H11ZM22 5V4H21ZM27 5V4H26ZM34 5V4H33ZM55 5V4H54ZM53 5V6H54ZM63 5V4H62ZM61 5V6H62ZM83 5V4H82ZM105 5H107V4H105ZM38 6V5H37ZM46 6V5H45ZM60 6V7H61ZM75 6V5H74ZM86 6V5H85ZM91 5H89V6H87V7H90ZM117 6H118V4H117ZM16 7H18V6H16ZM21 7V6H20ZM28 7V6H27ZM40 7V6H39ZM56 7H57V5H56ZM56 7H54V8H56ZM64 7V6H63ZM67 7V6H66ZM97 7V6H96ZM111 7V6H110ZM113 7V6H112ZM24 8V7H23ZM33 8V7H32ZM68 8V7H67ZM95 8V7H94ZM99 8V7H98ZM97 8V9H98ZM114 8H115V6H114ZM36 9V8H35ZM53 9V8H52ZM60 9V8H59ZM76 9H77V7H76ZM90 9V8H89ZM100 9H102V8H100ZM99 9V10H100ZM109 9V8H108ZM116 9V8H115ZM9 10V9H8ZM13 10V9H12ZM11 10V11H12ZM21 10V9H20ZM25 10V9H24ZM63 10V9H62ZM68 10V9H67ZM67 10H66V12H67ZM93 10V9H92ZM103 10V9H102ZM106 10H107V8H106ZM0 11H1V9H0ZM4 11V10H3ZM10 11V10H9ZM9 11L7 12V13H9ZM18 11H19V9H18ZM23 11V10H22ZM28 11H29V9H28ZM49 11H50V9H49ZM53 11V10H52ZM51 11V12H52ZM56 11V10H55ZM57 11H59V10H57ZM63 11H65V10H63ZM62 11V12H63ZM70 11H71V9H70ZM69 11V12H70ZM15 12H17L16 10H15ZM14 12V13H15ZM19 12H21V11H19ZM25 12V11H24ZM37 12H40V11H37ZM42 12L43 11H41V14H42ZM44 12H46L45 10H44ZM85 12V11H84ZM94 12V11H93ZM97 12V11H96ZM3 13V12H2ZM11 13V12H10ZM18 13V12H17ZM22 13V12H21ZM31 13V12H30ZM32 13H33V11H32ZM53 13V12H52ZM55 13V12H54ZM71 13V12H70ZM73 13V12H72ZM76 13V12H75ZM78 13V12H77ZM80 13V12H79ZM87 13V12H86ZM92 13V12H91ZM98 13V12H97ZM24 14V13H23ZM22 14V15H23ZM38 14V13H37ZM40 14V15H41ZM45 14V13H44ZM88 14H90V13H88ZM87 14V15H88ZM11 15V14H10ZM29 15V14H28ZM35 15V14H34ZM34 15H33V17H32V19H33V21L34 22H37L36 21V19L38 18V16L37 17H34ZM43 15V14H42ZM45 15H47V13L45 14ZM45 15H43V16H45ZM52 15V14H51ZM63 15V14H62ZM75 15V14H74ZM73 15V16H74ZM77 15V14H76ZM94 15V14H93ZM100 15V14H99ZM7 16V15H6ZM18 15H16V17H17ZM43 16H42V18H43ZM64 16V15H63ZM69 16V15H68ZM72 16V15H71ZM78 16V15H77ZM2 17V16H1ZM3 17H5V16H3ZM14 17V16H13ZM23 17V16H22ZM22 17H21V19H22ZM51 17V16H50ZM62 17V16H61ZM92 17H94V16H92ZM98 17V16H97ZM29 18H30V15H29ZM36 18V19H35ZM41 18V19H42ZM45 18V17H44ZM48 18V17H47ZM72 19H73V17H71ZM70 18V19H71ZM75 18H77L76 16H75ZM95 18H96V16H95ZM4 19V18H3ZM3 19H1V20H3ZM21 19H19V20H21ZM28 19V18H27ZM27 19H26V21H27ZM32 19L30 18V20L32 21ZM40 19V18H39ZM49 19V18H48ZM47 19V20H48ZM68 19V18H67ZM80 19V18H79ZM94 19V18H93ZM92 19V20H93ZM15 20V19H14ZM25 19H23L22 21H24ZM43 20H45V19H43ZM51 20V19H50ZM53 20V19H52ZM82 20V19H81ZM89 20V19H88ZM95 20V19H94ZM10 21H13V20H10ZM39 21V20H38ZM46 21V20H45ZM76 21H78V19L76 20ZM96 21V20H95ZM8 22V21H7ZM16 22V21H15ZM15 22H14V24H15ZM25 22V21H24ZM30 21H28V23H29ZM33 22V23H34ZM53 22V21H52ZM52 22H51V24H52ZM60 22V21H59ZM68 22V21H67ZM74 22V21H73ZM92 22H94V21H92ZM92 22H91V24H92ZM2 23V22H1ZM5 22H3V24H4ZM22 23V22H21ZM31 23V22H30ZM69 23V22H68ZM76 23H78V22H76ZM3 24H1L2 26H3ZM7 24V23H6ZM11 24V23H10ZM13 24V25H14ZM32 24V23H31ZM42 24H43V22H42ZM41 24V21L39 22V24L38 23H36V24H34V25H42ZM79 24H80V22H79ZM84 23H82L80 26L83 28V30L84 29H86V31L84 32L85 33V35L87 34V35H89L88 33H89V31H88V33H87V29H91V28H86V27H92V26H90V25H88V24H86L85 23V25H86V27H85V25H84V27L82 26ZM8 27H9V22H8ZM12 25V24H11ZM10 25V29H12V26ZM18 25V24H17ZM33 25V27L35 28L36 26H34ZM46 25V24H45ZM57 25V24H56ZM59 25H61V23L59 24ZM62 25H63V23H62ZM65 25V24H64ZM78 25V24H77ZM88 25V26H87ZM6 26V25H5ZM19 26V25H18ZM27 26V25H26ZM29 26H30V24H29ZM29 26H27V27H29ZM49 26H50V24H49ZM66 26V25H65ZM68 26V25H67ZM74 26V25H73ZM79 26V27H80ZM4 27V26H3ZM2 27V28H3ZM7 27V28H8ZM25 26H23L22 28H24ZM37 27H39V26H37ZM36 27V28H37ZM42 27V29H43V26H41ZM61 27V26H60ZM71 27V26H70ZM75 27H77V26H75ZM1 28V27H0ZM5 28V27H4ZM17 28H19V27H17ZM30 28L31 27H29L28 29L30 30ZM40 28V27H39ZM47 28H49L48 26H47ZM62 28H64V27H62ZM74 28V27H73ZM78 28V27H77ZM9 29V28H8ZM13 29H15L14 27H13ZM20 29V28H19ZM25 29V28H24ZM27 29V28H26ZM44 29H46V28H44ZM43 29V30H44ZM51 29V28H50ZM32 30H33V28H32ZM36 30H39V29H36ZM35 30V31H36ZM46 30H48V29H46ZM61 29H59V31H60ZM65 30V29H64ZM74 30H75V28H74ZM79 31L81 30L82 31V29L81 28H79L78 29ZM10 31V30H9ZM24 31H26V30H24ZM34 31V30H33ZM34 31V32H35ZM41 31V30H40ZM66 31V30H65ZM64 31V32H65ZM70 30H68V32H69ZM73 31V30H72ZM81 31L79 32L80 34H81ZM8 32V31H7ZM13 32V31H12ZM32 32V31H31ZM38 32L39 31H37V34H38ZM43 32V31H42ZM42 32H40V34L39 35H41L42 34ZM47 32V31H46ZM54 32H56V31H54ZM64 32H63V34H64ZM75 32H76V30H75ZM5 33V32H4ZM17 33V32H16ZM26 33H30V32H26ZM49 33H50V31H49ZM69 33H71V32H69ZM78 33V34H79ZM3 34V33H2ZM1 34V35H2ZM8 34V33H7ZM7 34L5 35V36H7ZM24 34H25V32H24ZM34 34H36V33H34ZM34 34H32V35H34ZM36 34V36H39V35H37ZM46 34V33H45ZM54 34V33H53ZM56 34V33H55ZM72 34H73V32H72ZM0 35V36H1ZM12 34H11V31H10V33H9V38L10 37H15L16 35L15 34H13V36H11ZM23 35V34H22ZM60 35V34H59ZM66 35H67V32H66ZM66 35H65V38H66ZM84 34H83V31H82V36H83ZM86 35V36H87ZM95 35V34H94ZM93 35V36H94ZM4 36V37H5ZM24 36H26L27 38L26 39H28V34L27 35H23L22 37H24ZM31 36V35H30ZM42 36V35H41ZM47 36V35H46ZM45 36V37H46ZM73 36V35H72ZM77 36V35H76ZM82 36L80 35V37L82 38ZM85 36V37H86ZM1 37H3V36H1ZM4 37L3 38H0V39H4ZM17 37H18V34H17ZM16 37V40H18L19 41V38H17ZM19 37H21V36H19ZM21 37V38H22ZM33 37V36H32ZM48 37V36H47ZM52 37H53V35H52ZM80 37H77V38H79V40H80ZM84 37V36H83ZM90 37V36H89ZM95 37V36H94ZM8 37H6V39H7ZM20 38V39H21ZM30 38V37H29ZM36 39H37V37H35ZM40 37H38V41L37 40H35V46L36 45H40V44H42L41 42H40V44H36V42H39L40 41V39H39ZM43 38V37H42ZM51 38V37H50ZM62 38V37H61ZM64 38V37H63ZM70 38V37H69ZM10 39H12V38H10ZM48 39H49V37H48ZM56 39V38H55ZM68 39V38H67ZM82 39H84V40H82ZM81 40L83 41V42H86L85 41V38H82ZM87 39H90V38H88V36L86 37V40ZM1 40V41H2ZM7 40H9V39H7ZM7 40H4L5 42L7 41ZM13 40V39H12ZM12 40H10V41H12ZM15 40V39H14ZM16 40L15 41H13V44L16 42ZM22 40V39H21ZM20 40V41H21ZM24 40V39H23ZM31 40V39H30ZM30 40L28 41V40H25V41H28V43L30 42ZM33 40V41H34ZM72 40V39H71ZM78 40V41H79ZM4 41H2V42H4ZM53 41V40H52ZM65 41V40H64ZM77 41V42H78ZM89 41V40H88ZM91 41V40H90ZM89 41V42H90ZM1 42V43H2ZM5 42L4 43H2V44H5ZM8 42V41H7ZM7 42H6V44H7ZM68 42V41H67ZM79 42H81V41H79ZM83 42H81V43H83ZM89 42L88 43H86L87 45L89 44ZM9 43H11V42H9ZM7 44V45H10V44ZM30 43H32V42H30ZM46 42L44 41V44H45ZM55 43V42H54ZM58 43V42H57ZM80 43V44H81ZM96 43V42H95ZM0 45L1 47L3 46V45ZM16 44V43H15ZM13 45V46H16V45ZM21 42H20V48L21 49H24V47L23 46H21ZM23 44L25 45L26 43H24V41H23ZM22 44V45H23ZM49 44H51V43H49ZM65 44V43H64ZM83 44H85V43H83ZM27 45V44H26ZM31 45V44H30ZM59 45V44H58ZM63 45V44H62ZM95 45H97V44H95ZM12 46V45H11ZM19 46V44H17V47H15V48H19L18 47ZM41 46H45V48H43V49H45V50H47L46 49V45H41ZM54 46V45H53ZM81 46V50L82 49H87L86 48V45H85V47H83L82 48V46H84V45H80ZM94 46V45H93ZM4 47H6V46H4ZM9 47V46H8ZM23 47V48H22ZM27 47H29L28 45H27ZM26 47V48H27ZM31 47V46H30ZM39 47V46H38ZM87 47H90V45L89 46H87ZM12 48V47H11ZM7 49V53H5V54H8V52H9V50H14V49ZM25 48V52L26 51H29L28 49L29 48H27L26 49ZM31 48H33V47H31ZM35 48V47H34ZM47 48H48V46H47ZM53 48V47H52ZM60 48V47H59ZM91 48V47H90ZM17 49L16 50H14L15 52H17ZM38 49H40V48H38ZM55 49V48H54ZM54 49H51L50 48V51H53ZM79 48H77V50H78ZM94 49V48H93ZM96 49V48H95ZM20 50V49H19ZM18 50V52L20 53V51ZM36 50V49H35ZM45 50H43V51H45ZM49 50V49H48ZM56 50H57V48L55 49V52H51V57H54L53 59H52V64H54L55 62H53L54 61V59H56V57L55 56H53V54L52 53H56V55H60L59 53L57 54V52H56ZM80 50V51H81ZM4 51V50H3ZM22 51H24V50H22ZM21 51V52H22ZM42 53H43V51L42 50H40ZM40 51H39V53H40ZM79 51V50H78ZM79 51V52H80ZM86 51V50H85ZM84 51V52H85ZM12 52V51H11ZM11 52H9V53H11ZM31 53L33 52V51H30ZM36 52H38V50H36ZM36 52H33V54L34 53H36ZM47 52V51H46ZM44 53V56L46 55V57H47V53L49 52H47V53ZM79 52H78V54H79ZM88 52V51H87ZM14 53V52H13ZM12 53V54H13ZM19 53H17V55L16 56H18V54ZM24 53V52H23ZM22 53V54H23ZM31 53L30 54H27V53H25L24 54V56L27 54V55H31ZM39 53H38V55H39ZM82 53H83V51H82ZM93 53H94V51H93ZM12 54H10V55H12ZM15 54V53H14ZM14 54H13V56H14ZM22 54H19V55H22ZM50 54V53H49ZM81 54V53H80ZM9 55V54H8ZM8 55H6V60H7V62H11L10 60H12V58L13 57H11V59L9 58V60L7 59V57H9ZM26 55V56H27ZM15 56V57H16ZM23 55H22V57H24ZM28 56V57H29ZM32 56V55H31ZM30 56V60L32 61V65H33V63H35V60H34V58L36 59V58H38L39 60H40V62H41V59H42V62L44 61L43 60V58H44V56L43 57H41V58H39V57H37V54H35V57L33 58V59H31L32 57ZM41 56V55H40ZM84 56H86L85 54H84ZM83 56V57H84ZM21 56H20V59L22 58ZM45 57V58H46ZM50 57V55L48 56V58ZM92 57V56H91ZM93 57H94V55H93ZM98 57V56H97ZM25 58V57H24ZM27 58V57H26ZM25 58V59H26ZM61 58V55H60V57L58 58V59H60ZM14 59H16L17 60V57L16 58H14ZM23 59V58H22ZM21 59V61H20V63L21 62H23L24 61V59L22 60ZM47 59V58H46ZM84 59V58H83ZM86 60H87V58H85ZM95 59V58H94ZM0 60H1V58H0ZM4 60V59H3ZM28 60V59H27ZM37 60V59H36ZM48 60V59H47ZM46 60V62L48 63V61ZM62 60V59H61ZM64 60V59H63ZM62 60V61H63ZM80 60V59H79ZM78 60V61H79ZM14 61V60H13ZM31 61H30V63H31ZM56 61H58V60H56ZM61 61V63L62 64H64V62H62ZM25 62V61H24ZM23 62V63H24ZM28 62V61H27ZM37 62V61H36ZM39 62V61H38ZM45 62V63H46ZM1 63H3L4 64V62L3 61H1ZM13 63H15V62H13ZM18 63V62H17ZM17 63H15L16 65H17ZM30 63H24V64H22L23 65V67H20V66H18L19 67V70H21L20 68H23V69H26L27 70V68H24L25 66H29L28 64H30ZM50 63H51V58H50ZM60 63V60H59V64H61ZM83 63V62H82ZM85 63H87V62H85ZM7 64H9V63H6V65H5V67L7 66ZM14 64V65H15ZM43 64V63H42ZM58 63H55V65H58L59 66V68H60V65H59ZM2 65V64H1ZM0 65V66H1ZM12 66V63L11 64H9V66ZM15 65V66H16ZM50 65V64H49ZM31 66V65H30ZM29 66V67H30ZM36 66V68L34 69V70H36V72H37V67L40 69V67H42V69H43V66L41 65L40 67L39 66H37V65H35ZM35 66H33V68L35 67ZM46 65H44V68H46L45 67ZM62 66V65H61ZM65 66V65H64ZM5 67H3V68H5ZM17 67V66H16ZM52 67V66H51ZM51 67H49L48 68V70L51 68ZM66 67V66H65ZM12 68V67H11ZM56 71L57 70H59V68L56 66ZM61 68H63V67H61ZM0 69L2 70V68L0 67ZM10 69V68H9ZM18 69V68H17ZM16 69V70H17ZM22 69V70H23ZM30 69L31 68H29V72H30V75H31V73H33V71L31 70L30 71ZM53 69H55V66L53 67ZM65 69V68H64ZM64 69H62V71L64 70ZM80 69V68H79ZM4 70V69H3ZM6 70H8V69H6ZM5 70V71H6ZM13 70H15V68H13ZM15 70V71H16ZM21 70V71H22ZM47 70V71H48ZM66 70V69H65ZM84 71V72H82V73H77L78 75L79 74H81V78H80V76H77V79L79 78V79H82V76H83V79H84V81L86 82V84H88V78L87 77H89V76H91L92 77V73H88L89 74V76L85 73V70H83V69H80V71ZM14 71V72H15ZM21 71H19L20 72V74H21V77L22 78H26V79H28V82H30V83H32L33 82V78L32 79H30L29 80V77L31 78V76H22L23 74L21 73ZM41 71H43V70H40V71H38V72H41ZM46 71V70H45ZM46 71V72H47ZM51 71H52V73L51 74H53L54 75V73H55V71H53L52 69H51ZM51 71H48L49 73H47V75L45 74V72H44V76L45 77H48L49 75H50V72ZM62 71H60V72H62ZM79 71V72H80ZM13 72V71H12ZM12 72H11V74H8L9 76L10 75H12ZM17 72H18V70H17ZM15 73V74H17L18 76H19V73ZM54 72V73H53ZM58 72V71H57ZM56 72V77L58 76V74H59V72L57 73ZM2 72L0 71V76L3 74H1ZM25 73V72H24ZM35 73V72H34ZM42 73V72H41ZM63 73V72H62ZM64 73H66V72H64ZM63 73V74H64ZM70 72H68V74H69ZM14 73H13V77H15V76H17V75H15ZM28 74V73H27ZM36 74H38V73H36ZM35 74V75H36ZM62 74V75H63ZM72 74V73H71ZM70 74V75H71ZM4 75V74H3ZM7 74H5V76H6ZM7 75V76H8ZM15 75V76H14ZM34 75V74H33ZM34 75V76H35ZM40 77L41 76H43V74L41 75L40 73L38 74ZM38 75H36L37 76V78H38ZM67 74H65V76H66ZM72 75H74V74H72ZM6 76V77H7ZM65 76H61L62 78L63 77H65ZM69 75H67L66 77H65V80H66V78L68 77ZM76 76V74L74 75V79L76 78L75 77ZM87 76V77H86ZM13 77H12V79H13ZM33 77V76H32ZM39 77V78H40ZM51 77H52V75H51ZM51 77H49V79L48 80H50V78ZM54 77V76H53ZM56 77H54V79L56 78ZM59 77V76H58ZM58 77L56 78V79H58ZM4 78V77H3ZM20 77H18V80L19 81H22V80H20L19 79ZM60 78V77H59ZM71 78V77H70ZM73 78H71V79H73ZM6 79V78H5ZM8 80H6V81H9V80H12V79H10V77H8L7 78ZM17 79V78H16ZM35 79V78H34ZM47 78H45V80H46ZM55 79V80H56ZM64 79V78H63ZM83 79H82V81H80L81 83H80V85L79 84H73V86L74 85H79V87H77V88H79V89H74L73 91H76V90H78V94H80V92H81V94L82 93H84V91H85V88H84V86H83ZM93 79V78H92ZM92 79L90 78V80L92 81ZM3 80V79H2ZM15 80V78L12 80V81H14ZM18 80H16V81H18ZM39 79H37V81H38ZM42 80V79H41ZM41 80H39L38 82L39 83H41L42 81ZM55 80H52L51 79V81L50 82H52V81H54L55 83H56V81ZM70 80V79H69ZM5 80H3V82H4ZM5 81V82H6ZM23 81H25V80H23ZM27 81V80H26ZM64 81V80H63ZM67 81V80H66ZM66 81L65 82H63L62 84H64V83H66ZM72 81H77V80H72ZM79 81V80H78ZM77 81V82H78ZM181 81V80H180ZM3 82H0V83H2V84H4ZM11 81H9V82H6L7 84L9 83L10 84V87L11 86H13V84L11 85V83H10ZM28 82H24V84L23 85H25V84H27L28 86H29V84H28ZM45 82V81H44ZM47 82V81H46ZM45 82V83H46ZM49 82V81H48ZM47 82V83H48ZM50 82H49V84H50ZM53 82V83H54ZM70 82H71V80H70ZM13 83H15V82H13ZM17 83H20L21 84V82H17ZM38 83V84H39ZM55 83H54V85H55ZM58 83H59V81H58ZM72 83V82H71ZM8 84V85H9ZM32 84H34V83H32ZM42 84H43V82H42ZM57 84V83H56ZM1 85V84H0ZM36 85H37V82H36ZM45 85H48V84H45ZM58 85V84H57ZM59 85L61 86V84L59 83ZM56 86L57 87V90H58V87H60V86ZM69 85V84H68ZM71 85V84H70ZM89 85V84H88ZM3 85H1V87H2ZM7 86V85H6ZM6 86L4 85V87H2V90L4 91V89L3 88H6ZM14 86L16 87V84H14ZM26 86V85H25ZM24 86V87H25ZM50 86V85H49ZM0 87V88H1ZM9 87V86H8ZM15 87H12V88H14L15 89ZM23 87V86H22ZM30 87H35V86H30ZM43 87V86H42ZM45 88L47 87V86H44ZM43 87V88H44ZM51 87H54L55 88V86H52L51 85ZM51 87H49V88H51ZM17 88V87H16ZM27 88V86L25 87V89ZM29 88V87H28ZM32 88L30 89V90H32ZM36 88H38L39 90V92H40V90H44L43 88L42 89H40L38 86H36L35 87V89ZM48 88V87H47ZM62 88H63V85H62ZM62 88H60V89H62ZM64 88L66 89L67 87L66 86H64ZM64 88H63V90H64ZM68 88H70V87H68ZM74 88H75V86H74ZM93 88H95V86L93 87ZM101 88H102V86L100 87V90H101ZM7 89H9V88H7ZM14 89L12 90V89H10V90H12V92L13 93H15V91H17L18 89H20L19 91H21V89H23V88H20L19 86H18V89L16 90L15 89V91H14ZM25 89H23V90H25ZM34 89V88H33ZM10 90H7V91H9L10 92ZM27 91H28V89H26ZM25 90V91H26ZM37 90V89H36ZM51 90H53L52 88H51ZM55 90V89H54ZM71 90H72V87H71ZM93 90H95V92L96 93H99L98 92V90H96V89H92V92H93ZM0 91H1V89H0ZM2 91V92H3ZM24 91V92H25ZM33 91V90H32ZM32 91H31V93H32ZM48 92H49V89L47 90ZM46 91V92H47ZM56 91V90H55ZM59 91V90H58ZM66 91H68V90H66ZM70 91V90H69ZM9 92H8V94H9ZM36 92V91H35ZM35 92L33 93L34 95H35ZM47 92V93H48ZM51 92V91H50ZM50 92L48 93V94H50ZM53 93H54V91H52ZM51 92V93H52ZM61 92V91H60ZM71 92V91H70ZM95 92H94V94L93 95H98V94H95ZM12 93V94H13ZM20 93V92H19ZM28 93H30L29 91H28ZM44 93H45V90H44ZM43 93V94H44ZM76 93H77V91H76ZM11 94V92H10V95L11 96H13ZM18 94V93H17ZM17 94H14L15 96H16V98H18L17 97ZM21 94H23V93H21ZM36 94H38V98L40 97L39 95H41V94H39V93H36ZM46 94V93H45ZM47 94V95H48ZM54 94H56L57 96L58 95H60V93H54ZM62 95H63V97H65V98H63L61 95L59 96V97H61V100H65L66 98H67V95L69 96L70 95V93L69 94H63V93H61ZM74 94V93H73ZM72 93H71V95H73ZM236 94V93H235ZM1 95H3L2 96V98L4 99V100H7L8 98H6L7 96H5L6 95V93H5V95L4 94H2L1 93ZM24 95V94H23ZM26 95H27V93L25 94V97H26ZM30 95V94H29ZM28 95V96H29ZM55 95V96H56ZM71 95L68 97V98H70L71 97ZM75 95V94H74ZM15 96L13 97V98H15ZM19 96V95H18ZM20 96H22V95H20ZM27 96V97H28ZM44 96V95H43ZM42 96V97H43ZM50 96H53V94L51 95L50 94ZM55 96H53V100H55ZM57 96H56V100H57ZM83 96V95H82ZM6 99H5V98ZM10 97V96H9ZM24 97V96H23ZM22 97V99L24 100V102L25 101H27L28 102V100H33L34 98H33V95H32V98L31 99H28L27 98V100H25V98H23ZM31 97V96H30ZM37 97V96H36ZM35 97V99L34 100H36V101H38L37 100V98ZM58 97V98H59ZM74 97V96H73ZM75 97H76V95H75ZM78 97H79V95H78ZM81 97V96H80ZM232 97V96H231ZM235 97H237V96H235ZM2 98H0V99H2ZM43 98H46V96L45 97H43ZM49 98V96L47 97V99ZM2 99V101H4ZM10 99H11V97H10ZM18 99H20V100H22L21 99V97L20 98H18ZM79 99H82V98H79ZM226 99V98H225ZM228 99V98H227ZM229 99H231L232 100V98H229ZM228 99V100H229ZM13 100V99H12ZM14 100H16V99H14ZM19 100V101H20ZM39 100H41V101H44V100H42V99H39ZM48 100H50V103H51V100H52V98L51 99H48ZM59 100V99H58ZM61 100H59V102H60V104L62 103L63 104V102H61ZM69 100V99H68ZM73 100H75V98L74 99H72L71 100V98H70V102L71 101H73ZM83 100V99H82ZM172 100V99H171ZM175 100V99H174ZM8 101V102H7ZM6 102L7 103H9V101H10V103L11 104H13V101L11 102V100H7ZM41 101H40V103H41ZM45 101H46V99H45ZM44 101V102H45ZM176 101V100H175ZM174 101V102H175ZM230 101V100H229ZM228 101V102H229ZM234 101V100H233ZM5 102V103H6ZM17 102V101H16ZM16 102H14V103H16ZM26 102V104H28L29 103V105L31 104L30 103V101L27 103ZM31 102H33V101H31ZM39 102V101H38ZM47 102V104L49 103V101H46ZM66 102V101H65ZM70 102H68L67 104L68 105H66V103H64L66 106H69V103ZM73 102H75V101H73ZM77 102H79V100L77 101ZM227 102V101H226ZM237 103H238V101H236ZM3 104V102L1 103L0 102V104H2L3 106L4 105H6V107H8L7 105V103L6 104ZM18 103H20V102H17V105H18ZM34 103L36 104L37 102H35L34 101ZM38 104V105H40L41 106V104ZM50 103H49V105H48V107H50L51 105H53L55 102H53V104L51 103V105H50ZM76 103V102H75ZM74 103V107H75V104ZM223 103H224V101H223ZM237 103H235V104H237ZM241 103V102H240ZM243 103V102H242ZM11 104H9L12 108H16V106L17 105H15V107L13 106V105H11ZM23 104H25V103H23ZM25 104V105H26ZM59 104V103H58ZM58 104L56 105V104H54L57 108H59L58 107ZM60 104H59V106H60ZM73 103H71V105H72ZM77 104H79V106L78 107H80V105H82V104H80V102L79 103H77ZM174 104V103H173ZM172 104V105H173ZM177 103H175L173 106H177L176 105ZM227 104V103H226ZM232 104V103H231ZM32 105V104H31ZM37 104H36V106H38ZM42 105H43V107H45V103L43 104L42 103ZM65 105H63L64 107H66ZM169 105H171V104H169ZM171 105V106H172ZM241 107H242V105L241 104H239ZM20 106V107H19ZM19 106H17V108H20V109H23V108H21V107H23V106H21V105H19ZM27 106V105H26ZM167 106V105H166ZM173 106H172V108H173ZM180 106V105H179ZM226 106V105H225ZM225 106L223 105L222 107H224V109L226 110V108H225ZM229 106H231V105H229ZM234 105H232V107H233ZM237 106V105H236ZM236 106H234V107H236ZM244 106V105H243ZM32 107H35V105L33 104L32 105ZM32 107H31V111H29L28 109H29V107H28V109H26V111L28 112H31V114L32 113H36V112H33V110H35V108H33L32 109ZM60 107H62V105L60 106ZM64 107H62V108H64ZM73 107V105L71 106V107H68V110L70 111V110H77L76 108H77V106L75 107V108H72ZM82 107H83V105L81 106V109H82ZM174 107V108H175ZM226 107H228V105L226 106ZM231 107V108H232ZM238 107V106H237ZM236 107V108H237ZM1 108V107H0ZM5 108V107H4ZM8 108H10V107H8ZM38 108H41V109H44V108H42V106L41 107H39L38 106ZM53 108V106L51 107V109ZM57 108H55V112L53 111L52 113H51V111L50 112H48V110L49 109H47L46 107H45V109H46V113H42L43 115L45 114H47V113H51V114H56L57 113V111H59ZM62 108L60 109V111L59 112H62ZM70 108H72V109H70ZM162 108H163V106H162ZM170 108L171 107H167V109L168 110H170ZM230 108V107H229ZM235 108V109H236ZM50 109V110H51ZM166 109V107H165V110H167ZM233 109V108H232ZM240 109H242V108H240ZM2 110H3V108H2ZM1 110V111H2ZM18 109H16V111H17ZM23 110H25V108L23 109ZM23 110H21V111H23ZM36 110H38V109H36ZM57 110V111H56ZM78 110H80V109H78ZM162 110V109H161ZM167 110V111H168ZM172 110V109H171ZM170 110V111H171ZM227 110H229V109H227ZM237 110V109H236ZM239 110V109H238ZM5 111H6V109H5ZM5 111H2V112H4V115H5ZM10 111V110H9ZM8 110L6 111V113L8 112V113H12L11 111L9 112ZM15 111V113H18V112H16ZM20 111V110H19ZM26 111H23V112H25V115H26V117H31V115H27L28 113H26ZM43 111V110H42ZM66 111V110H65ZM166 111V112H167ZM230 111H232L233 112V110H230ZM235 111V110H234ZM37 112H40V109H39V111H37ZM73 113H74V111H72ZM82 112V111H81ZM161 112V111H160ZM163 112V111H162ZM169 112V111H168ZM227 112V111H226ZM13 113H14V110H13ZM14 113V114H15ZM63 113H65V115H63L64 117L63 118H65L66 117V114H67V112H63ZM70 112H68V114H69ZM73 113H71L69 116H71ZM83 113V112H82ZM81 113V114H82ZM224 113V112H223ZM228 113V112H227ZM22 114H24V113H22ZM30 114V113H29ZM37 115H39L38 113H36ZM36 114H34L35 115V118H36ZM67 114V115H68ZM81 114H80V116H81ZM114 114V113H113ZM169 114H172V113H169ZM1 116H2V114H0ZM3 115V116H4ZM7 115V114H6ZM8 115H11V114H8ZM13 115V114H12ZM12 115H11V120L10 119H8V116H7V119L8 120H10L9 122L11 123H13V121H12V119L14 118V117H16L17 115H14V117H12ZM20 115H21V113H20ZM20 115H18L19 117H20ZM33 115V116H34ZM41 115V114H40ZM39 115V116H40ZM62 115V114H61ZM75 115V114H74ZM105 115H109V114H105ZM0 116V119L2 118ZM38 116V117H39ZM42 116V115H41ZM52 117H53V115H51ZM56 116H58L57 114H56ZM68 116V117H69ZM83 116V115H82ZM6 117V116H5ZM29 117H28V121L30 122V121H32L31 120V118H30V120H29ZM37 117V118H38ZM44 117V116H43ZM42 117V118H43ZM49 118H52V117H50V116H48ZM47 117V118H48ZM86 116H84V118H85ZM106 118H107V116H105ZM116 117V116H115ZM18 117H16V119H17ZM21 118V117H20ZM19 118V119H20ZM35 118H33V121L34 122H36V121H38L39 123H40V121L39 120H41V118L39 119V120H37L36 119V121L34 120ZM58 118H60V117H58ZM58 118H53V119H55V121L58 119ZM61 119V120H64V119ZM82 118V117H81ZM106 118H104V119H106ZM4 120L6 119V118H3ZM2 119V120H3ZM15 119V118H14ZM13 119V120H14ZM16 119H15V122L17 123L18 121H19V119H18V121H16ZM46 119V117L44 118V120ZM59 119V120H60ZM83 119V118H82ZM1 120V121H2ZM21 120V119H20ZM25 119H22V122L24 121ZM43 120V119H42ZM49 120H51V119H47V121L45 120V122H48ZM58 120V121H59ZM67 120V119H66ZM66 120H65V122H66ZM68 120H71V119H68ZM215 120V119H214ZM32 121V122H33ZM54 120L52 121L53 123L55 122ZM58 121H56L55 123H58ZM109 122V121H111V122H113V119H112V116H108V118H107V120H106V122ZM219 121V120H218ZM9 122H7V123H9ZM44 121L42 122V124H44L45 123ZM60 122V121H59ZM63 122V121H62ZM61 122V123H62ZM79 122H82V120H80L79 119ZM216 122V121H215ZM214 121H212L211 123H215ZM222 122H224V121H222ZM221 121L219 122V123H222ZM225 122H226V120H225ZM3 123H6V121H3ZM2 123V124H3ZM6 123V125H8ZM9 123V124H10ZM24 123V122H23ZM23 123H21L22 125H23ZM26 123H27V119H26ZM50 122H48L47 124H49ZM54 123V124H55ZM67 123V122H66ZM68 123H69V121H68ZM84 123H85V121H84ZM83 123V128H84V124ZM88 123V121L86 122V124ZM211 123H208V124H211ZM1 124V123H0ZM14 124V123H13ZM18 124H20V121H19V123ZM20 124V125H21ZM29 123H27L26 125H28ZM33 124V123H32ZM31 123L29 124V125H32ZM38 124V123H37ZM37 124H35L36 125V130H39V129H37ZM41 123H40V127H41V129H42V125ZM46 123H45V128L47 127L48 128V126L49 125H47ZM63 124V123H62ZM62 124L61 125H59V126H62ZM80 124V123H79ZM89 124V123H88ZM109 124H110V122H109ZM215 124H217V122L215 123ZM214 124V125H215ZM227 124V123H226ZM12 125V124H11ZM11 125H9V126H11ZM15 126L17 125V124H14ZM21 125V126H22ZM26 125H24V126H26ZM34 125V126H35ZM57 125V124H56ZM68 125L69 124H66V126L68 127ZM207 125V124H206ZM212 125V124H211ZM218 126L220 125V124H217ZM225 125V124H224ZM8 126V127H9ZM18 126V125H17ZM16 126V127H17ZM33 126V125H32ZM31 126V127H32ZM54 126V125H53ZM58 126V125H57ZM65 126V127H66ZM81 126V127H82ZM107 126H108V124H107ZM107 126H106V128H107ZM208 126V125H207ZM221 126V125H220ZM16 127H14L15 129H16ZM20 127V126H19ZM17 128L19 131H24V129L23 128H25V127H22V130H20V128ZM50 127V126H49ZM63 127H64V125H63ZM63 127H62V129L61 128H59V129H61V131L63 130ZM79 128L80 130L82 129V128ZM85 127H87L86 129L84 128V130H88V131H86V132H91L92 130H91V128L93 127L92 125H86ZM111 127V126H110ZM109 127V128H110ZM211 128V126H208V128ZM224 127V126H223ZM229 127V126H228ZM231 127V126H230ZM43 128H44V126H43ZM46 128V129H47ZM53 129H54V127H52ZM58 128V127H57ZM217 128V126H215V129ZM219 128H221V127H219ZM233 128V127H232ZM11 129H13L12 128V126H11ZM10 128H8V132H4L3 134H0V162H1V160L3 159H5L6 161H7V159L10 157L9 155L11 154V151H13L12 150V146L11 145H15V143L14 142H16V140L18 139V141H20V140H22V142H25V141H29V139L28 138H30L28 135H26L25 136V132H26V129L27 130H31V128L29 127V129L28 128H26L25 129V131H24V135H23V133L22 132H20V133H22V134H20L19 133V131L18 132H16V130H15V132L13 131V132H11L10 130H11ZM45 129V130H46ZM51 131H54V130H52L51 128H49ZM56 129V128H55ZM215 129H213V131L215 130ZM225 129V128H224ZM1 130V129H0ZM6 130V129H5ZM35 130V129H34ZM33 130V131H34ZM45 130H43V131H45ZM49 130V131H50ZM57 130V129H56ZM83 130V129H82ZM81 130V131H82ZM94 130V129H93ZM206 130H208L207 128H206ZM210 130V129H209ZM219 130H221L222 131V129H219ZM7 131V130H6ZM32 131V130H31ZM43 131H41V133L43 132ZM81 131L79 132L80 134H82L81 133ZM211 131V130H210ZM210 131H208V133L210 132ZM34 132H37V131H34ZM33 132V133H34ZM40 132V131H39ZM63 132V131H62ZM84 133H85V131H83ZM207 132V131H206ZM220 132V131H219ZM223 132V131H222ZM221 132V133H222ZM225 132H226V130H225ZM0 133H1V131H0ZM28 133H30V131H28ZM40 133V135H41V137H42V135L44 136L45 134H47V132H45V133H43V134H41ZM54 133H55V136H56V132L54 131ZM58 133H60L59 131H58ZM83 133V134H84ZM93 133V132H92ZM91 133V134H92ZM207 133V134H208ZM214 133H216L215 131H214ZM220 133V134H221ZM27 134V133H26ZM35 134V133H34ZM52 134V136H54L53 135V132L51 133ZM61 134V133H60ZM89 135V133H87V135H88V140H89V138L94 134H92V135ZM223 134V133H222ZM221 134V135H222ZM225 134V133H224ZM30 135H33V134H30ZM37 135H38V133H37ZM48 135H50V133H48ZM48 135H46V137H48ZM59 135V134H58ZM58 135H57V137H58ZM217 136L219 135V134H216ZM215 134L212 136V137H214V136H216ZM24 137V138H27L28 140H25V139H21L20 137ZM54 136V137H55ZM60 136V135H59ZM78 136H79V134H78ZM210 136V135H209ZM210 136V137H211ZM224 136V135H223ZM45 137V136H44ZM50 137V136H49ZM48 137V138H49ZM83 137H86L87 138V136H86V134H85V136H83ZM83 137L81 138H79L78 137V140L77 141H79V144H80V140L81 139H83ZM212 137H211V139H212ZM33 138V137H32ZM36 138H37V136H36ZM38 138H39V135H38ZM37 138V139H38ZM51 138H53V137H51ZM215 138V137H214ZM221 138V137H220ZM20 139V140H19ZM35 139V138H34ZM36 139V140H37ZM42 139H43V137H42ZM42 139H41V141L39 142V140L40 139H38V141H36L35 142V140L33 141L35 144L37 143V142H39V144L41 143V145H42V143H44L43 141H42ZM57 139V138H56ZM56 139H54V141L56 140ZM80 139V140H79ZM210 138H209V141H211V142H208V143H213L212 142V140H211ZM215 139H217V138H215ZM222 139V138H221ZM225 139V138H224ZM23 140H25V141H23ZM51 140V139H50ZM214 140V139H213ZM217 140H219V139H217ZM17 141V142H18ZM31 141V139H30V142H32ZM45 141H47V138L45 139ZM53 141V139H52V142H54ZM92 142H93V139L91 140ZM91 141H89V142H87L86 141V139H83V141L81 142V144L83 145V147H84V150H89L88 148H86V147H88V146H90L91 144H92V142ZM21 142V141H20ZM32 142V145H35L34 143ZM48 142H50L49 141V139H48ZM224 142V141H223ZM14 143V144H13ZM215 143V142H214ZM218 143V142H217ZM18 144V143H17ZM23 143H19L18 145H22ZM24 144H27L26 142L24 143ZM29 144V143H28ZM38 144V143H37ZM38 144V145H39ZM46 144V143H45ZM44 144V145H45ZM51 145H55L54 143L52 144V143H50ZM220 144V143H219ZM221 144H223V143H221ZM220 144V145H221ZM30 145H31V143H30ZM43 145V146H44ZM49 145V144H48ZM212 145H214V144H212ZM11 148H10V147ZM16 146V145H15ZM14 146V147H15ZM19 146V147H20ZM25 149H26V146H24V145H22ZM35 146H37V145H35ZM52 146V147H53ZM211 145H209V147H210ZM13 147V148H14ZM18 146H16V149H15V152L14 153H16L17 151V149L19 148H17ZM23 147L22 148H20V150H23ZM48 146H45V148H47ZM49 147H50V149H53L50 145H49ZM212 147V146H211ZM210 147V148H211ZM217 147V146H216ZM27 148H28V146H27ZM36 148V147H35ZM37 148H39V146H37ZM36 148V149H37ZM41 148V147H40ZM45 148L43 147V149L45 150ZM217 148H219V146L217 147ZM7 149H11V150H7ZM33 149V148H32ZM50 149H48V151L47 152H50L49 150ZM56 150L58 149V147H56L55 148ZM55 149H54V151H55ZM20 150H18V151H20ZM27 150H31L30 149V147L27 149ZM27 150H25V151H27ZM34 150V149H33ZM33 150H31V152H34ZM59 150V149H58ZM24 151V150H23ZM37 151V150H36ZM39 152L41 151V149L40 150H38ZM53 151V153L54 154H57V153H55ZM66 151V150H65ZM75 151H77V150H75ZM81 151H83V150H81ZM90 151V150H89ZM92 151H94V150H92ZM91 151V152H92ZM107 152V150H104L103 152ZM205 151H207V150H205ZM215 151H217L215 148H214V150L212 149V150H208L207 151V154H206V158H207V160H208V164H207V166H208V168H205L206 166H204L203 168H202V170L205 172V169L206 170H208L207 171V173L209 174L208 176L210 177L209 179L211 180V185L212 186H214V185H216V184H214L216 181H215V178L213 179V177H214V175L216 176L217 175V173H219V172H216L217 170V168H218V164L220 163H218L217 164V162H218V160L217 159H219L218 157H216V152ZM221 151V150H220ZM219 151V152H220ZM234 151V150H233ZM243 151V150H242ZM257 151V150H256ZM22 152V151H21ZM37 153L38 155L40 154V153ZM42 153H44L43 152V150L41 151ZM56 152H58V151H56ZM61 152H63L64 153V150H62ZM71 152H72V150H71ZM74 152V151H73ZM79 152L80 151H78V153L76 154V155H78V157L80 156V154H81V152H80V154H79ZM83 152H85V151H83ZM88 152V151H87ZM90 152V153H91ZM95 152V151H94ZM97 152H98V154H103L102 152H100L99 150H97ZM105 152V154L107 155V153ZM108 152H109V150H108ZM202 152H204V150H202ZM223 152H224V150H223ZM226 152V151H225ZM235 152V151H234ZM238 152V151H237ZM245 152V151H244ZM13 152H12V154H14ZM25 153V152H24ZM23 152H22V154H24ZM29 153H30V151H29ZM51 153V152H50ZM66 153V152H65ZM67 153H69V151L67 152ZM86 153V152H85ZM90 153H88V155L90 154ZM164 153V152H163ZM169 153V152H168ZM200 153H201V151H200ZM228 153V152H227ZM236 153V152H235ZM248 153V152H247ZM8 154V155H7ZM11 154V155H12ZM18 154H19V152H18ZM31 154V153H30ZM30 154H29V156H30ZM44 154H46V153H44ZM52 154V153H51ZM51 154L49 155V154H46L45 155V157H43L42 156V154H41V158H42V160L44 159V158H46V160H53V159H48L47 158V156L48 157H50L51 158ZM59 154V153H58ZM97 154V153H96ZM100 154V155H101ZM113 154V153H112ZM114 154H115V152H114ZM119 154V153H118ZM148 154V153H147ZM146 154V155H147ZM185 154V153H184ZM192 154H194V153H192ZM197 154H198V152H197ZM203 154V153H202ZM204 154H205V152H204ZM220 155L221 154H223V153H219ZM218 154V155H219ZM243 154V153H242ZM246 154V153H245ZM244 154V155H245ZM21 155V154H20ZM28 155V154H27ZM26 155V156H27ZM34 157H35V152H34ZM61 155V154H60ZM74 154H72L71 155V157L73 156ZM76 155L75 156H73V159L74 158H76ZM87 155V156H88ZM93 155H95L94 153H93ZM93 155H91V156H93ZM122 155V154H121ZM120 155V156H121ZM124 155V154H123ZM136 155V154H135ZM141 155V154H140ZM140 155L138 154V156L140 157ZM157 156H158V152H157V154H156ZM162 155V154H161ZM168 155V154H167ZM166 155V156H167ZM176 155V154H175ZM181 154H179V156H180ZM229 155V154H228ZM236 154H234V156H235ZM238 155V154H237ZM240 155V154H239ZM250 155V154H249ZM8 156V158L6 159V157ZM19 156V155H18ZM18 156L17 155H15L14 154V160H16L17 158H18ZM25 156V157H26ZM29 156H27L26 158L28 159V157ZM32 156V155H31ZM40 156V155H39ZM52 156H54V155H52ZM58 156V155H57ZM63 156H65V158L63 157ZM63 156H61V157H63L64 159H68L69 157H70V154H69V156L67 155V157L68 158H66V155L64 154ZM82 156H86V155H84V154H82ZM86 156V158L89 160V162H90V160H91V158H90V156H88L87 157ZM95 156H97V155H95ZM94 156V158H92V159H96V157ZM109 156V157H108ZM114 158L115 157H118V155H116V156H114V155H112ZM127 156V155H126ZM129 156V155H128ZM131 156H132V154H131ZM131 156H129V157H131ZM159 156H160V154H159ZM166 156H164L163 155V157H166ZM177 156V155H176ZM178 156V157H179ZM182 156V155H181ZM189 156V155H188ZM194 156H196L197 157V155L196 154H194ZM199 156L201 157V156H203V155H198V158H199ZM226 156V155H225ZM231 156V155H230ZM234 156H232V157H234ZM241 156H243V155H241ZM240 156V157H241ZM13 157L11 158V159H13ZM21 157H22V159L24 160L25 158L23 157V155H21ZM99 157V156H98ZM102 157V156H101ZM106 157V156H105ZM107 157L108 158H110L111 156L110 155H107ZM112 157V158H113ZM129 157H127V158H129ZM135 156H133V158H134ZM139 157H137V158H135V160H133L132 158V160L133 161H135L136 163H137V161H136V159H138ZM144 157V156H143ZM147 157V156H146ZM151 157V156H150ZM153 157H155V156H152V158ZM162 156H160V158H161ZM168 157V156H167ZM173 157V156H172ZM171 157V158H172ZM205 157V156H204ZM220 157V156H219ZM237 157V156H236ZM247 157V156H246ZM245 157V158H246ZM9 158V159H10ZM30 158V157H29ZM38 158V157H37ZM36 158V159H37ZM58 158V157H57ZM60 158V157H59ZM63 158H61L60 160H63ZM100 158V157H99ZM99 158H97V159H99ZM103 159L102 160H104V156L102 157ZM122 159L124 158L123 156L121 157ZM142 158V156L140 157V159ZM155 158H158V157H155ZM175 158V157H174ZM181 158V157H180ZM183 158V157H182ZM185 158V157H184ZM187 158V157H186ZM185 158V159H186ZM189 159H190V157H188ZM187 158V159H188ZM191 158H192V156H191ZM198 158L196 159L197 160V162H198ZM215 158H217V159H215ZM239 158V157H238ZM257 158V157H256ZM8 159V160H9ZM18 159H20V156H19V158ZM22 159H20L19 161L20 162H22L23 160ZM27 159L26 160H24L25 162H28V161H30L29 159H28V161H27ZM70 159V158H69ZM72 159V158H71ZM70 159V160H71ZM72 159V160H73ZM79 159H80V157H79ZM78 159V160H79ZM83 158L81 157V160H82ZM87 159H86V161H87ZM96 159V160H97ZM115 159H117V160H119V157L118 158H115ZM114 159V160H115ZM126 159V158H125ZM124 159V161L126 162V160ZM130 159V160H131ZM144 158H142V160H143ZM147 159H149L148 157H147ZM167 159V158H166ZM170 159V158H169ZM176 159V158H175ZM175 159H174V161H175ZM179 159V158H178ZM186 159V160H187ZM203 159H205V158H203ZM221 159V158H220ZM219 159V160H220ZM223 159V158H222ZM237 159V158H236ZM236 159H235V161H236ZM240 159V158H239ZM242 159V158H241ZM251 159V158H250ZM2 160V162H1V165H0V258H1V260L3 259L4 261H5V259L7 260V259H9V261H10V259L11 260H13L12 262L10 261V264H13L14 263V261H15V263H17V264H264V236H259L258 234L257 235H255V236H252L251 234L249 235V234H247V232H243V233H241V231H240V233L239 232H237V233H239V234H236L235 232H233L232 230L231 231H227V233H226V231L224 230L223 231V228L225 229V227H228V226H233L232 224L234 223L233 221V223H230V225L228 224V222H231V219L233 218V215L231 216V214H235V213H231V212H233V211H231L230 210V206H226V207H228L227 209H229L230 210V212L227 210V209H225V207L223 206V204H221L222 203V201H220L221 203H219L216 199L218 198L217 196H223L224 197V195H220L221 194V190H222V192H224L223 191V189L221 188V190L219 189V191H218V193H220L219 195H218V193H217V191H216V189H215V192L217 193V195L216 196H214V194H216L215 192H214V187H213V192H211L210 191V193H212L210 196H211V198L210 199H212L211 200V202H209L207 205H208V207H207V205H206V203H205V201H204V203H202V202H200V203H202L201 205H203V204H205L204 205V207L206 206V210H205V212L204 213H202V210H200V209H197L198 207H192V206H197L198 204V202H197V200H195V198L193 199V197L192 196H190L191 197V199H193V200H195V202H196V204L195 203H193V200H192V203L191 204H193L192 206H189V205H187V204H185V203H189L188 201H190V200H187L186 198L188 197H186L185 198V195L183 196V194H182V198H185L186 200H184L183 199V201L181 200V201H178L177 202V200L175 199V201L174 200H164V198L166 197V196H163L162 197V195L160 194V196L161 197H159V199H153V197L151 196V198L149 197V196H147L146 195V197H148L147 199H146V197L145 196H142V194H144L145 195V193H148L147 191L146 192H144V193H142L141 191H144L145 190V188L148 186V184L146 185L145 184V182H146V179L144 180V185H146V186H144V185H142V183H141V181L144 179V178H146V177H148V179L147 180H149V182H151L152 180H150V179H153V181L154 182H156V181H158L159 183L161 182V183H165L166 182V179H170V177H173V176H176V175H174V174H178L179 173V171L181 170V167L179 168L180 170L178 171V173L177 172H175L177 169V167L179 166V164H181L183 161L182 160H184V159H182L181 160V162L178 160V162H180L179 164H178V166H176V168H174L173 167V165L171 166L170 165V167H168L169 166V164L167 163V160H166V163L165 164H167V168L164 166V167H156L158 164H156V166H153V164H152V166H148V162H147V165L145 164V163H142V162H140V160H139V163H137L138 164V166H135L136 164H135V162H134V166L135 167H129L130 165H129V163L127 164V166H125L126 165V163H125V165H121V166H119V165H115V163H116V161H114V164H110V165H107V166H110L111 167V165H113V167H111V168H109V167H107V169H105V167L106 166H104L106 163L105 162H107V164H108V162H111V161H108V160H110V159H106L105 158V160L106 161H104V169H100L101 168V164H97V165H94V162H93V164H91V163H88V164H91V166L93 167L92 169H91V166H90V170H88V171H90V173L91 174H93L92 176H91V178H90V173L88 172V175L86 174V172H84L85 170V168H82L83 166V164H84V161L82 160H80L82 163H80L81 164V166H79L78 167V165L79 164H75V165H77V168H80V169H83V171L81 170V171H78V172H76V170H78L77 168H76V170L74 169V171H73V169H72V167L74 166V168L76 167L75 165H71V166H69L71 169H72V171L73 172H75V174L76 173H79L80 175H81V179L85 182V181H90V182H87V183H84V182H82V183H84V184H82V185H84V186H82V187H77L76 186V184H75V186L74 185H72L71 183H70V181L72 180L71 178L73 177L72 176V173H71V178H69V174H70V172H72L71 170H64V173L65 172H67V173H65V175L64 174H62V176H66V178H67V175H68V178H67V182H68V188H67V190L68 191H66L67 192V195H69V193L72 191V189H71V187L72 186H74L73 187V194H72V192L70 193V194H72V195H74L75 194V191L76 190H74L76 187H77V194L75 195V196H72V195H70V197L72 196V198H69V197H64V195H62V197H64V199L66 200V198L68 199H70L71 201H65V200H62V198H61V196L58 194V193H62V192H64L65 194H66V192L64 191V187H63V189H61V191H59L58 192V190H55V191H57L58 193H54L55 194V196H56V198L54 197V194H53V191H54V189L53 188H51V187H53L52 185L54 184L52 181H53V177L54 176H52V185H51V182H50V180H49V182H50V185L49 184H47V185H49V187H50V190L52 189V191H50L49 190V187H42V189H40V188H38L37 187V181H36V179H35V177H39L41 174L40 173H42V172H40V171H42L41 169H40V171H38V169L37 168H35V169H37V170H35L34 172L36 173L37 171L38 172H40L38 175H35V177H34V179H35V182H34V179H30V178H32L33 176H34V172H31V174H30V172L28 173H25L26 171L25 170H27L29 167H28V163H26V166L28 167L27 169H23V171L21 170V168L19 169V167H21V166H12V167H10V164L9 165H7L8 163H5L6 161H3ZM14 160H10L11 162H12V164H14L13 163V161ZM22 160V161H21ZM38 160H40V157H39V159H37V161ZM45 160V159H44ZM65 160V161H66ZM84 160H85V158H84ZM95 160V161H96ZM131 160V161H132ZM151 159H149V161H150ZM158 160V159H157ZM160 161H161V159H159ZM163 160H165V159H163ZM162 160V161H163ZM192 161L194 160V162L196 161L195 159H191ZM201 160H202V158H201ZM217 160V161H216ZM238 160V159H237ZM249 160V159H248ZM9 161V162H10ZM24 161L22 162V164L24 163ZM33 157H32V163H33ZM65 161H64V163H65ZM67 161H69V160H67ZM75 161H76V159H74V162L73 163H75ZM100 161V160H99ZM112 161V162H113ZM121 161V160H120ZM123 161V160H122ZM127 161H129V160H127ZM145 161H147V160H145ZM152 161H154V160H152ZM156 161V160H155ZM159 161V162H160ZM168 161H170V160H168ZM177 161V160H176ZM175 161V162H176ZM200 161V160H199ZM221 161H224V160H221ZM239 161V160H238ZM10 162V163H11ZM14 162H16V161H14ZM72 162V161H71ZM143 162H144V160H143ZM156 162H158V161H156ZM173 162V161H172ZM231 162V161H230ZM3 163H5L7 166H5V164H3ZM30 163V162H29ZM31 163V164H32ZM35 163V162H34ZM33 163V164H34ZM76 163H77V161H76ZM96 163V162H95ZM97 163H98V161H97ZM124 163V162H123ZM133 163V162H132ZM153 163V162H152ZM183 163H185V162H183ZM182 163V164H183ZM187 163H188V161H187ZM192 163V162H191ZM199 163V162H198ZM202 163L204 164V161L202 160L201 161V165H202ZM206 163V162H205ZM222 163V162H221ZM227 163V162H226ZM245 163V162H244ZM19 165V162L17 161V163H15V165ZM25 164V163H24ZM67 164V163H66ZM66 164H64V166L63 167H65V165ZM68 164H71L70 163V161H69V163ZM87 164V165H88ZM120 164H122V163H120ZM144 164V165H143ZM149 164H151V163H149ZM174 164V163H173ZM189 164V165H188ZM188 164H184V165H188V166H190V167H192V165H190V163H188ZM193 164V163H192ZM224 163H222L221 165H220V167L223 165ZM20 165H21V163H20ZM99 165V166H98ZM101 165V166H100ZM129 165V166H128ZM132 165V164H131ZM140 165V166H139ZM155 165V164H154ZM160 165H162V163L160 164ZM159 165V166H160ZM175 165H176V163H175ZM174 165V166H175ZM194 165V164H193ZM199 165V164H198ZM198 165L196 164V165H194V166H197L198 167ZM239 165H240V163H239ZM248 165V164H247ZM23 167H25L26 168V166H24V165H22ZM30 166H33V165H30ZM85 166V165H84ZM89 166V165H88ZM88 166H85V167H88ZM102 166V167H103ZM187 166V167H188ZM224 168L226 169V166H228V164L227 165H225L224 164ZM245 166H246V164H245ZM250 166V165H249ZM249 166H248V168H249ZM14 167V168H13ZM22 167V168H23ZM33 167H37V166H33ZM33 167H31L32 168V170H33ZM42 167H46L45 165H43ZM50 167V166H49ZM49 167H46L45 169H47V168H49ZM62 167V168H63ZM67 168H68V165L66 166ZM97 167H100L99 169H97ZM202 167V166H201ZM230 167V166H229ZM228 167V168H229ZM232 167V166H231ZM231 167H230V169H231ZM244 167V166H243ZM31 168H30V170H31ZM40 168V167H39ZM58 169L57 170H60L61 169V171H59V179L58 178H55L56 180H60V172H63L62 171V168L60 167H57ZM70 168H68V169H70ZM94 168H95V170H94ZM109 168V169H108ZM184 168V167H183ZM185 168H186V166H185ZM196 168V167H195ZM195 168H193V169H195ZM200 168V167H199ZM198 168V169H199ZM228 168H227V170H228ZM246 168H247V166H246ZM246 168H244V169H246ZM247 168V169H248ZM52 169H54V168H52ZM52 169L50 168V170L52 171ZM87 169L88 168H86V171H87ZM197 169V168H196ZM221 170H223V168H220ZM184 170V172L186 171L185 169H183ZM187 170H189V168L187 169ZM190 170H192V169H190ZM219 170V169H218ZM232 170V169H231ZM25 171V172H24ZM197 171V170H196ZM199 171H201V168H200V170ZM242 171V170H241ZM21 172H24L25 173V175L26 174H30L32 177H28V178H26V179H23L24 178V176H23V173L21 174ZM45 174L44 175H46V174H48L47 172H45V171H43ZM50 172V171H49ZM189 172H191V171H189ZM194 171H192V173H193ZM223 172V171H222ZM228 172H230V170L229 171H227V173ZM243 172H245V171H243ZM248 172V171H247ZM33 173V174H32ZM56 174L57 175V173L58 172H56L55 173V171H53L52 172V174ZM199 173V172H198ZM197 173V174H198ZM203 173V172H202ZM216 173V174H215ZM224 173H225V171H224ZM223 173V174H224ZM233 173H235V171H233ZM21 175V177H23L22 179H21V181H20V178L21 177H18V175ZM43 174V173H42ZM49 174H51V173H49ZM51 174V175H52ZM78 174V175H79ZM180 174V177L182 176V174H183V172L181 173H179ZM179 174H178V176H179ZM190 174V173H189ZM195 174V173H194ZM193 174V175H194ZM196 174V175H197ZM201 174V173H200ZM200 174H198V177L196 176V180L198 181L199 179V177L200 176H202L203 177V175H200ZM206 174V173H205ZM204 174V178H205V176H207V174L205 175ZM219 174H222V173H219ZM236 174V173H235ZM238 174V173H237ZM239 174H240V172H239ZM243 174V173H242ZM248 174V173H247ZM19 175V176H20ZM29 175V176H30ZM173 175V176H172ZM183 175H186V174H183ZM192 175V174H191ZM228 176H230L229 174H227ZM43 176V175H42ZM189 175H187V177H188ZM218 176V175H217ZM220 176H222V175H219V177ZM235 175H233V177H234ZM242 176V175H241ZM240 176V177H241ZM27 177V176H26ZM37 177V178H38ZM56 177V176H55ZM74 177H76V175H74ZM177 177V176H176ZM225 177V176H224ZM232 177V176H231ZM236 177V176H235ZM239 177V176H238ZM239 177V178H240ZM244 177V176H243ZM41 177H39V179H40ZM45 178H47V176L45 177ZM44 178V179H45ZM141 178H143V179H141ZM150 178V179H149ZM175 178V177H174ZM191 178V177H190ZM194 178V177H193ZM225 178H227V177H225ZM54 179V180H55ZM63 179H65V178H61V181L63 180ZM70 181H69V180ZM74 179V181H75V179L76 178H73ZM77 179H79L78 178V176H77ZM76 179V180H77ZM81 179H79V180H81ZM140 179V180H139ZM177 179V178H176ZM185 179H186V177H185ZM188 179H189V177H188ZM192 179V178H191ZM203 178H201L200 180H202ZM217 179V178H216ZM219 179V178H218ZM222 179H223V177H222ZM238 179V178H237ZM245 179V178H244ZM247 179V178H246ZM260 179H261V177H260ZM23 180V181H22ZM25 180V181H24ZM38 180V179H37ZM48 180V179H47ZM56 180H55V182H56ZM130 182H136L135 184H136V186H135V184L133 185L132 183H130ZM173 180V179H172ZM177 180H179V179H177ZM177 180H174L173 181V183L175 184V182L177 181ZM181 180V179H180ZM183 180V179H182ZM190 180V179H189ZM188 180V181H189ZM195 180V178H194V181H192L193 183L196 181ZM198 181L199 182V184H201L200 182L201 181ZM204 180V179H203ZM206 180H208V179H206ZM213 180H214V182H213ZM229 180V179H228ZM232 180V179H231ZM234 180H235V178H234ZM238 180H242V179H238ZM248 180V179H247ZM253 180V179H252ZM39 181V180H38ZM61 181H59V183H61L60 184V188H61V186H62V183L63 182H65V181H63V182H61ZM78 181V180H77ZM77 181L75 182V183H77ZM219 181H221L222 182V180H219ZM223 181H224V179H223ZM240 181H238V185L240 184L239 182ZM243 181V180H242ZM249 181V180H248ZM263 181H264V179H263ZM46 182V181H45ZM48 181H47V183H49ZM72 182V181H71ZM127 182H128V184H127ZM148 182V183H149ZM153 182V183H154ZM158 182H157V185H158ZM169 182H171V181H169ZM169 182H167L166 183V185H169ZM204 182V181H203ZM207 181H205V183H206ZM231 182L232 181H230V184H231ZM233 182H235V181H233ZM66 183V182H65ZM63 184L64 186L66 185L67 186V183L66 184ZM81 183V182H80ZM79 183V184H80ZM147 183V182H146ZM208 183V182H207ZM218 183V182H217ZM220 183V182H219ZM219 183L217 184V186H220L219 185ZM223 183V182H222ZM224 183H226V182H224ZM244 184L246 183L245 182V180H244V182H243ZM243 183H241V184H243ZM250 183V182H249ZM260 183V182H259ZM71 185V187H70V185ZM78 184V183H77ZM132 184V185H131ZM171 184H172V182H171ZM192 185L191 183H188V185ZM229 184V181H228V183L226 184V185H230ZM262 184H264V183H262ZM39 185H40V183H39ZM46 185V184H45ZM56 185H57V182H56ZM126 185H128V187L127 188H129L130 186H131V188H130V190L132 189L133 190V192H132V190L130 191V192H132V194H133V196H132V194H129V191H128V189L126 190L127 192H125V193H123L124 191H123V188H124V186H126ZM150 185V184H149ZM151 185H152V183H151ZM150 185V186H151ZM156 185V184H155ZM154 185V186H155ZM165 187H166V185L165 184H163ZM162 185V186H163ZM187 185V184H186ZM185 185V186H186ZM196 186L198 185V184H195ZM202 185V184H201ZM203 185H205V184H203ZM225 184H223V188H225L226 187V185L224 186ZM237 185V184H236ZM248 185V184H247ZM255 185H257V184H255ZM259 185V184H258ZM66 186H65V189H66ZM79 186H81V184L79 185ZM150 186H148L149 188H150ZM159 186V188H162V186L160 187V185H158ZM194 186V185H193ZM200 186V185H199ZM232 185H230V186H228V187H231ZM242 186V185H241ZM259 186H261V184L259 185ZM258 186V187H259ZM264 186V185H263ZM40 187V186H39ZM54 187H55V185H54ZM56 187H58L57 189H59V186H56ZM69 187H70V189H71V191H69L70 189H69ZM152 187V186H151ZM156 187V186H155ZM169 187V186H168ZM192 187V186H191ZM190 187V188H191ZM195 187V186H194ZM204 187V186H203ZM257 187V186H256ZM79 188V189H78ZM164 188V187H163ZM171 188V187H170ZM173 188V187H172ZM171 188V189H172ZM189 188V187H188ZM189 188V189H190ZM198 188V187H197ZM207 188H208V185H207ZM206 188V189H207ZM212 188V187H211ZM211 188H209V190H211ZM217 188V187H216ZM232 189H230V190H232L233 191V186L231 187ZM237 188H239V186L237 187ZM242 188V187H241ZM245 188V187H244ZM261 188H262V186H261ZM147 189V188H146ZM152 190H153V188H151ZM156 189V188H155ZM158 189V188H157ZM192 189V192H193V188H191ZM190 189V190H191ZM195 189V188H194ZM201 189V188H200ZM199 189V190H200ZM205 189V188H204ZM203 189V190H204ZM229 189H228V192H229ZM243 189V188H242ZM245 189H247V187L245 188ZM63 190V191H62ZM79 190V191H78ZM161 189H159V191H160ZM164 190H166V189H164ZM170 190V189H169ZM168 190V191H169ZM172 190H174V188L172 189ZM198 190V191H199ZM202 190V189H201ZM200 190V191H201ZM202 190V191H203ZM217 190H218V188H217ZM48 191H50V192H48ZM156 191V190H155ZM155 191H153L155 194H157ZM175 191V190H174ZM177 191V190H176ZM183 191V190H182ZM181 191V192H182ZM239 191V190H238ZM237 191V192H238ZM259 191V190H258ZM261 191V190H260ZM48 192V193H47ZM69 192V193H68ZM142 194H141V193ZM162 192V191H161ZM173 192V191H172ZM178 192H180V191H178ZM178 192H176V194H178ZM197 192V191H196ZM195 192V193H196ZM236 192V193H237ZM245 192V191H244ZM249 192V191H248ZM63 193V194H64ZM151 193V192H150ZM163 193V195H164V193L165 192H162ZM166 193H167V191H166ZM203 193V192H202ZM208 193H209V191H208ZM225 193H226V190H225ZM231 193V192H230ZM233 194H234V191L232 192ZM250 193V192H249ZM51 194H53L52 196H51ZM121 194L122 195H124V196H121ZM127 194H129V195H131V196H128ZM141 194V195H140ZM155 194H152V195H155ZM159 194V193H158ZM170 195H172L173 196V194L172 193H169ZM186 194V193H185ZM191 194V193H190ZM204 194H206L207 195V193H204ZM245 194H246V192H245ZM254 194V193H253ZM258 194H260V193H258ZM258 194L255 196L254 195V199L256 198V197H258ZM126 195V196H125ZM166 195H168V194H166ZM169 195V198L171 199V197L172 196H170ZM202 195V194H201ZM200 195V196H201ZM209 195V194H208ZM208 195L206 196V198H204V199H207V197H208ZM227 195V196H226ZM226 195H225V198L226 197H229V195L230 194H227L226 193ZM232 195V194H231ZM235 195H237V194H235ZM240 195V194H239ZM44 196H45V198H44ZM60 196V200L59 199H57L58 197ZM157 196H159V195H156V197ZM174 196H175V194H174ZM177 196V195H176ZM179 196H180V194H178V198H179ZM199 196V195H198ZM198 196H196V197H198ZM203 196V195H202ZM201 196V198L203 199V197ZM52 197H54V198H52ZM181 197V196H180ZM205 197V196H204ZM214 197H216V199L214 198ZM259 197H260V195H259ZM262 197V196H261ZM168 197L166 198V199H169ZM173 198H175V197H173ZM172 198V199H173ZM181 198V199H182ZM201 198H199V199H201ZM224 198V199H225ZM26 199L29 201V207H27L28 206V204H26V205H24V204H22L24 201H26ZM54 199H57L58 201V205H55L54 206V204L53 203H55L54 202ZM197 199V198H196ZM210 199H208V200H210ZM221 199V198H220ZM220 199H218V200H220ZM223 199V198H222ZM221 199V200H222ZM229 199V198H228ZM257 199V198H256ZM45 200V202H43ZM227 200V199H226ZM232 200V199H231ZM62 201H64V202H62ZM199 201V200H198ZM201 201V200H200ZM223 201H225V200H223ZM228 201V200H227ZM51 202H53V203H51ZM56 202V203H57ZM61 202V203H60ZM191 202V201H190ZM208 202V201H207ZM242 202V201H241ZM240 202V203H241ZM257 202V201H256ZM231 203V202H230ZM258 204H259V201L257 202ZM228 204H229V202H228ZM21 206V205H24L23 207H22V210H21V207H20V209L18 208L19 206ZM227 205V204H226ZM230 205V204H229ZM262 205V204H261ZM27 208H26V207ZM198 206H200V204L198 205ZM25 207V208H24ZM203 207V208H204ZM230 207V208H229ZM200 208H202V207H200ZM24 209V210H23ZM233 209V208H232ZM237 211V210H236ZM260 211V210H259ZM238 212V211H237ZM236 212V213H237ZM245 213V212H244ZM238 214V213H237ZM247 216V215H246ZM235 217V216H234ZM245 218V217H244ZM236 218H233V220H235ZM237 219H238V217H237ZM247 219V218H246ZM239 221V220H238ZM235 222H236V220H235ZM242 222V221H241ZM244 222V221H243ZM248 222H250L249 220H248ZM246 225V223L244 224V226ZM247 225H249V224H247ZM234 226H235V224H234ZM243 226V227H244ZM240 227H242V226H240ZM232 229H234V230H237L238 229V227L235 229V228H233V227H231ZM246 228V227H245ZM244 228V229H245ZM249 228H250V226H249ZM251 228H253V227H251ZM194 229H196V234H200V233H197V230L198 229H200V230H202V231H204L203 233H205V234H207V235H210V236H208L209 237V239L211 240V238L210 237H212V239L214 240V237H216V233H219V235H220V231L222 230L223 231V233L225 232L226 234H227V236H225V243H223V244H219L218 243V245H220L219 246V248L217 249V250H215V251H213L211 248L213 247L212 245H214L215 243H217V242H219V241H221V240H219V238H217V240L215 239V241H217V242H212V240L211 241H209L210 242V244H211V242L212 243H214V244H212V245H208V247L209 246H212L210 249H211V252L209 251H207L206 249V251L203 249L205 246L204 245H207L206 243H205V241L204 240H206L205 239V237H204V235H202L203 237H204V243L205 244H203V245H201V246H204L203 248L202 247H196V246H194V245H186L185 247H184V249H183V247H182V251H180V252H174V251H170V250H167L166 248H164V245H166V244H164L163 246L162 245H160V244H155V243H157V242H153V243H151V247H150V245H149V247H146V246H144L143 244H141L140 242H138L137 240V238L139 237L140 239L142 238V240L144 239L143 237H147V238H149V239H152V238H159V237H157V236H163V235H168V236H170L171 234H169V233H172V236L174 235V233L175 234H177V236H178V234H186L188 231H190V230H194ZM230 229V228H229ZM243 229V230H244ZM247 229H248V227H247ZM100 231L101 233H102V236H107V235H109V237H110V235H112V237H124L125 238V240L124 239H121L120 241H118V243H116V238H115V240H113V241H115L114 243L115 244H119V245H114L115 247H111V244H109L110 246H108V244H107V242H106V244H107V246H104V245H106V244H104L103 246H96L97 244H98V242L96 243L95 241H98L96 238V236H94V237H96L95 239L93 238V235L92 234H94L96 231ZM240 230V229H239ZM252 230V229H251ZM93 231V232H92ZM99 231L97 232L98 234H99ZM202 231H201V234H203L202 233ZM221 231V232H222ZM238 231V230H237ZM193 232V231H192ZM195 232H194V235H196L195 234ZM200 232V231H199ZM230 232H232V233H230ZM100 233V234H101ZM190 233V232H189ZM222 233V234H223ZM225 233H224V235H225ZM234 233V234H233ZM248 233H250V232H248ZM99 234V235H100ZM188 234V233H187ZM186 234V235H187ZM229 234H230V236H229ZM92 235V240L94 241V243H96V248H93L92 247V245L90 246L89 244H87L88 242L89 243H92L93 244V242H91L90 240H88V238H90L89 236H91ZM95 235V234H94ZM179 235V236H180ZM188 235H190V234H188ZM191 235L194 237V235L191 233ZM197 235V236H198ZM223 235V236H224ZM176 236V235H175ZM174 236V237H175ZM200 236V235H199ZM198 236V237H199ZM206 236V235H205ZM259 236V237H258ZM99 237H101V235L99 236ZM98 237V238H99ZM159 238V239H162V242H164V241H167L166 239H164L163 240V237L162 238ZM165 237V236H164ZM182 237V236H181ZM191 237V236H190ZM192 237V238H193ZM196 237V236H195ZM203 237H201V238H203ZM207 237V236H206ZM207 237V238H208ZM217 237H218V234H217ZM118 238V239H119ZM126 238H129V239H131V238H136L137 240H136V242H134L135 240H133V241H130V240H126ZM147 238H146V240H143L144 242L145 241H148L147 240ZM165 238H167V236L165 237ZM171 238V237H170ZM176 238V237H175ZM185 238V237H184ZM186 238H187V236H186ZM197 238V237H196ZM103 239H104V237H103ZM102 239V240H103ZM109 239V238H108ZM159 239H157V240H159ZM174 239V238H173ZM177 239V238H176ZM179 239V238H178ZM177 239V240H178ZM208 239V240H209ZM221 239H223L222 237H221ZM88 240V241H87ZM105 241H106V238L104 239ZM111 240V239H110ZM110 240H107L108 242L110 241ZM155 240V239H154ZM171 240V239H170ZM180 240H181V238H180ZM202 240V239H201ZM208 240H206V242L208 241ZM104 241V242H105ZM142 241V242H143ZM153 241V240H152ZM176 240H174V242H175ZM182 241V240H181ZM183 241H184V239H183ZM182 241V242H183ZM202 241V242H203ZM87 242V243H86ZM167 242H169V240L167 241ZM171 242V241H170ZM178 242V241H177ZM185 242V241H184ZM99 243L101 244V242L99 241ZM110 243V242H109ZM113 243V244H114ZM176 243V242H175ZM175 243H174V245H175ZM195 243V242H194ZM199 243V242H198ZM208 243V242H207ZM102 244H103V242H102ZM140 244H141V246H140ZM149 244V243H148ZM169 244V243H168ZM171 244H172V242H171ZM87 245H89V247H87ZM180 245V244H179ZM216 245V244H215ZM168 246V245H167ZM172 246V245H171ZM217 246V245H216ZM215 246V247H216ZM181 247V246H180ZM207 247V246H206ZM208 247H207V249H208ZM174 248V247H173ZM214 248V247H213ZM175 249V248H174ZM216 249V248H215ZM0 260V261H1ZM3 260L1 261V262H3ZM8 261H6V264H9V263H7ZM14 263V264H15ZM1 264V263H0ZM2 264H5V263H2Z\"/></svg>",
  "mask_w": 264,
  "mask_h": 264
}]
</instances>
